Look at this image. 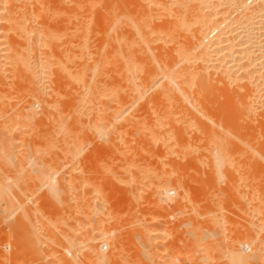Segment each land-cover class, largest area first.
Here are the masks:
<instances>
[{
    "label": "bare ground",
    "instance_id": "bare-ground-1",
    "mask_svg": "<svg viewBox=\"0 0 264 264\" xmlns=\"http://www.w3.org/2000/svg\"><path fill=\"white\" fill-rule=\"evenodd\" d=\"M152 1H155L156 3H161V4L163 3L164 4L165 10H160V12L162 11V12H164L163 14L167 13V14H169V16L170 15L172 16V20H173L172 22H174L176 24L175 25L172 23V27L176 28V26L177 27L180 26V28H184V30H186V34L188 33L187 36L185 35L186 36L185 38H188V41H186L187 43L185 44V46H182V48H179V49L177 48V51H176V58L177 57H178V59L180 58V61L182 59L183 64H185V62L188 59H191L188 63H186L187 65L185 64V66H184L182 64L184 66V68L181 67L182 66L181 64H180L181 66L178 65V66H180V68H182V70L183 69L185 70L181 73L170 74V75H166L165 73H158L155 75H151L152 76L151 78H148L149 75L148 76L144 75L145 78H143L137 73H118V74L116 73V75H115V73H113L114 75L109 74L107 72V69H105V66L107 64L103 61L102 57L104 56V54H103V51L101 50V48L100 49L97 48L101 51H99V52L96 51V54H93L92 50H93L94 46L90 47V45H91L90 43L92 41L91 40L92 38L89 39V37H92V35L89 36L90 33L88 32L87 29H89V27H91L90 25L92 23L89 22L90 24H88L89 26L87 28V22H88L87 19L91 13L89 11L92 10V8H91V4H92L91 2L92 1L91 0H0V88L2 87L1 88L2 92L4 91L3 87H7V86L8 87L10 86L8 88V90L11 87L16 89V91H20L21 88L27 89L26 93L23 92V89H22L21 93H24V94H20V92H18L17 95H19V96L16 95L17 99H15L14 101H13V99L16 97L12 96V94L6 95L7 93H5V92L3 94L0 93V95H1L0 96V111H2V113H3V114L0 113V121L2 122V123L0 122V124H3V123L5 124L2 126L4 128H2L0 126L1 127L0 132L2 134L0 136V157H3L4 162H5L4 158H7V157L10 158L9 162H12V163H10L11 165H13L14 163L18 164V162H22V163H19L18 166L21 167V164H22V166L25 165L26 168H29V165L27 166V163L29 164L30 160L28 159L29 161L26 162V160H27L26 159L25 160L26 164H24V162H23L24 156L23 155H22L23 156L22 159L21 158L18 159V162H15V160H13V157L15 156V154H16L15 157H18L17 156L18 153L24 154V153H21L22 150L19 149V148H21L20 147V141H18L19 143L17 142L19 137L16 140L14 138H17V135L20 134V132L23 131V129H24V133H25L26 127H27L26 129H28V132H29L30 127H32L30 130L31 131L30 133H32L35 130L34 124L36 125L37 123H38L37 125H39V123H41L40 124V127H41V125H43L44 122L46 124L52 122L48 126L46 124H44V125H46V128L44 130L42 127L40 128L39 126L38 127L36 126V129L39 128V130H37V131H40V129H41V131H43V134H44L48 131L47 127H50L52 125L50 128L51 132H53V133L55 132V134H57L56 135L57 139H56V136L54 134H51L52 138L50 137L51 138L50 140L48 138V142H46V143L50 142V144H52V143H54L55 139L59 142L60 138L62 137L63 138L62 144H64V140L69 139L68 142L65 140V142L68 144L65 143V145L62 148H60V150H59V148H56V145H57V147L59 145L58 143L56 145L54 143V145L51 146V149H53L52 152H50L51 150L49 149L48 144L45 143L47 145V148L43 147L44 149H47V151L50 150L49 152L51 153L50 154L51 156H52V153H54L53 154L54 158H55V156L58 157L57 159H59V157H60L61 162L57 161L56 158L54 159L52 157L54 160L59 162V163H57V166L54 163L55 161L53 162V159H51L50 155H45V153H44L43 154L44 156H40V154L42 152V149L40 147H42L43 144H42V146L40 145V147H38V150L35 149V151L33 152V153H35V155L37 154L36 156L39 158H37L33 154V156H32L33 159H36V158L37 159L35 162H31V163L36 164L35 166H37V167H38V165H42V164L43 165H42V167L39 166V169L41 167V170H40V173L38 172V174H37L36 171H38V169L36 167H34V165L30 164L31 165L30 168L34 167V169L35 168L36 169L34 172V169L32 168V170H33V172H32V170L29 168L30 171H28L27 175L31 172L33 174L35 173L34 177H36V178L41 177L42 178V175L44 174L45 178L44 177H43L44 179L42 178L43 181L41 180V183L39 182L40 184L37 182V180L35 178H32L34 181H32V179H31V181L33 183L30 181L29 178L33 177V176H27L25 174L26 169L19 171L18 172L19 175L16 174L17 173L16 171H15L16 173H14V170H10V169H13V168H16V170H21V169H17L18 167L16 166V164H14V167L12 166L13 168H10L11 165L9 163H7V161H6L7 168L9 165V169L6 171L7 175H5L6 174L5 169H7V168L4 169V173H5L4 177L6 178V176H7L8 177L7 181H11V183L14 182L15 185H12L10 182H7L5 178H3V180L0 179V193H1L0 196L3 195L2 199L4 198L2 201V199L0 197V203L2 204V203H4V201H8L7 203L9 205L7 203L6 204L9 207H7V208L9 210H11V208H12V214L13 213L14 214L11 215V217H10V213L7 210L5 212H7V214L9 213L8 214L9 216L6 214H4V216H1V215H3V214H1L0 219L3 220L5 217L8 216V217H10L9 220L10 219L12 220V216H15L18 218V217H20V214H24L27 217V215L30 213L29 210H31V209L28 208L29 210L27 211V208H24L26 206H23L22 204H24L23 202H25L27 200L25 197V199L23 201L22 200L23 197H21V195L22 196L25 195V193L23 192L24 190H26L25 192L27 195H28V193L31 194L34 190V188H31V186L34 185V187H35L36 182L38 183L39 186H41L40 188H43V189L46 188L45 190H42V191L40 188H35L36 190L38 189L37 191L40 190L41 193H43L44 197H45L46 192L44 193L43 191H46V190L48 191V193L50 192L53 195V198H52L51 197L52 195L49 196L50 193L47 194L46 197H48V198H46V199L43 197L42 194L40 196L38 195L39 197L42 196L43 198L41 197V198L37 199L38 201L36 202L34 200V196L36 195V197H37L38 192L34 196H32L33 193L36 191V190H34V192L31 194V197H29L30 196V194H29V196H28L29 200L31 201L32 198H33L32 200H34L33 202L31 201L32 203H34V202L38 203V204L40 203V206L42 207L41 211L45 210L46 207L48 206V203H47V206L45 204L44 206H46V207H44L43 206L44 202L45 203L47 201L49 202V200L51 201V203L53 202L54 208L56 205L54 203L56 201H61V202H56L57 203V205H56L57 211H55V213L57 212L56 215L59 212H62V213L64 212V215H65L67 208H69L70 205H73L72 203H74V205H73L74 208L78 209L75 206V204H76V200H75L76 198L75 197L77 195L78 196L83 195L81 190L82 191L84 190L83 193L86 194L87 191L90 190V187H91V190L88 191V193L91 192L90 198L87 197V196H89L88 193H87L86 198H89V200H90L91 195H93L94 193H95L94 198L96 197L95 200H97L99 197L100 198L103 197V198L102 199L99 198L100 203L97 202L94 204L95 209L92 207V206H94L93 203L96 202V201H94V199L90 200L93 202H91L92 204L90 203L89 205H91V207L94 210H98V212L100 213V214L98 213L99 215H106V213L108 212L107 210L111 211V208H110L111 206L109 207V209L107 208V206L104 207L105 202L108 201V200L106 201V198H104V193H105V190L109 191L108 189H112L113 187H111V186H115V185H112L113 183L111 181V180L114 181L115 177L113 176L114 178H112V179L109 178L108 182L111 181L110 183H112V184L109 183L108 185H110V186L107 189L105 188L106 184L101 185L102 181L101 182L99 181V183H96V182H98V180L96 182H94V179L96 178L97 174H100L98 176H101V175L104 176L105 175V174L99 173V172H102V171H100V169H96V167H99V166L95 167V163H93L94 165H92V163H91V161L94 160L93 158H95L94 155L96 153L94 154V151L102 153L103 149L108 151V148L114 149L118 146V149H117L118 152L117 153H119V154L121 153V155L122 156L124 155V157H125V155H127V156L130 155L131 157L133 156L134 158L133 157L131 158L129 156V160L133 159V161L136 162V160H135L136 156L135 155H137V153L138 154L140 153L139 152L140 149L139 148L137 149V146L140 143V144H142V146H143V144H145L146 149H148V147H149L150 150L149 151L147 150L148 152L154 150L155 147H158V148H161L160 149L161 156L167 155L166 157H168V156L174 155V154H177L179 156V154H180V158H182V155H183V157H185V158L187 157V161L189 158H190L189 160L194 161V160L200 159V156H203V157L211 156V159L209 158L210 159L209 161L204 160L202 158V161L204 160V161L209 162L207 167H209L208 173H211L210 174L211 177H209V179L211 178V180L209 181L210 183H206L207 181H205V183L207 186L210 184L211 187L208 186V187H210V189L212 187H214V186H212L213 185L212 181H214L216 177L224 179L225 176H229L230 174L232 175V173H235L238 171L240 173V177H242L244 182H245V186H248L250 189V190H246V192L251 191L247 196L245 195L246 196L244 198L245 202L241 199V201H243L244 204L242 203L241 205H239V206L243 205L242 206L243 211H245L246 218L248 217L247 219L249 220V222H248L249 225L246 224L248 226H246V228H245V233L244 232H242V233L240 232L238 234L235 233L236 235L234 234V236H232L231 235V234H233L232 230L231 231L227 230L229 233L231 232V234H230L231 236H228L227 235L228 233L223 234V232H222V234H220V233L216 234V236L214 237V238H216V240H215L216 249H214V246H213V243H214L213 240L214 239H211L212 233L215 230L216 231L218 230L219 232H221L222 230L220 231V229H221L220 227H223V229L226 230L228 228L226 221L228 220L227 223L229 224V221L234 222L237 219H235L233 221V217H232L233 215L232 216L230 215L232 217V219L230 220L231 217L229 218V216L227 215V212H226L228 219L225 220L227 216L224 215L225 213L221 214L222 211L219 210L220 209L219 203H216V202H218V201H216L215 203L218 206V207L215 206V208L218 209L216 212L220 211V213L219 214L217 213V214H218V216L220 214L222 216L219 218L215 212L216 218L217 217L218 218L216 219V221H214L215 220L214 219L215 217L213 218L214 213L212 212L213 215L208 214V216L210 215L211 219L213 218L212 221H214L213 222L214 226L211 223L212 228L214 230L210 229V232H208L209 228H207V225H209V223L212 222L210 220V217L207 216L208 217L207 218L205 216L206 217L205 220H207V225H205V223L202 224L201 226L198 224V222L203 223V220L201 219L202 214H201L200 210H201V206H203L204 204L202 203L201 206L199 204H195V207H194V205H191L192 201L190 203H188V201H186L185 203L187 205L189 204L190 207L192 206V208L189 209L188 213H190V214H188V216L191 215V218L195 219L194 216L196 217V215L198 216V214L201 215V216L200 215L198 216V218L200 217L201 221L197 218H196L197 220L196 219L194 220V222L198 221L197 224L199 225V226H196V228L194 229L195 226H194V224L192 225V222H190V221H192L190 219V216L188 217L185 215L187 213L186 212L187 210L185 209L184 206L179 204V202H181V201H179L180 198L184 199V198H186V197H184L186 194L190 195V193L189 194L187 193V192H189V189L187 188V186L181 185L182 181L179 182L178 174H177L178 178H176L175 176H173L171 174L172 171H171V173L165 174V172H167V171L169 172L171 170L167 165H165V167H163V164L166 161L162 163V167L165 169L167 168V171L165 170V172L162 174H159L160 171L154 172V173H157V174H154L153 171L155 169H153V171H152L153 174L151 173L152 176H149V179L152 178L153 175L155 177L158 175L159 176L156 177V179L152 178L153 182L149 181L147 178L144 180V181L148 180L149 182H152L153 183V186H151L152 188H150L149 185H147L148 182H146L145 185L143 183H141L142 189L144 186H146V185L148 186V187L147 186L144 187V189H143L144 191H146L148 189L152 190V192H151L152 195L146 194L149 199H150V197L153 199L152 202H148L149 199L146 200L144 198L145 192L141 191L142 190L141 187L139 188L141 190L137 189L138 188L137 186L140 185L139 181L140 182L143 181V179L148 174L146 175L143 172L144 169H143V171L140 170L139 166H138L137 170L135 168L133 169L131 165L136 164V163L134 162L130 165L129 162L131 163L132 161H129L127 159V161H125L126 163L124 162V166H123L124 168L126 167V169L123 168L122 169L123 171H121V172H123L121 174L125 175V178H126V180L124 182L129 181L128 184L129 183L131 184V182L138 183L137 186L134 185L135 183H132L135 186V188H133L134 189L133 192L136 191L135 193H138V192H140V193L137 194L138 195L137 198H135L136 197L135 193H133L134 197H133V195L131 196L130 192L133 189L131 187L132 184L131 185L129 184L130 189H132V190L128 189L130 192L127 190L126 194L129 192L128 195L130 194V196L133 197L131 199L132 201L130 202V204L132 206L129 207V203H126L128 206L126 205L127 207L126 206L125 207H126V211L128 210L127 208H130L131 210H130V213H128L129 210L127 211L128 214L126 213L127 215H129L128 217H126L127 215L124 214L125 213L124 209H122V210H124L123 213H121L122 210L120 211V214H122L121 216L125 215V217L128 218V221H129L130 215L132 214L131 212H133V211L136 212V213L133 212L134 216L137 215L136 216L137 219H135V217H134L133 226L137 222L135 220L139 219L138 223H136V224H138V226H140V227H138L139 228L138 233L140 235L138 233H136V231H135L136 228L134 229L132 226L133 214L131 215L132 218L130 219L131 224L128 223V225L124 224L121 226L119 223H122L121 220L125 219V217H122V219H121V216L118 213L120 218L118 217V214L117 215L114 214V215H116V219H115L114 216H113V218H111L109 215L110 213H108V216L110 218H108V219L105 218V220L108 222L109 225H111L109 223L111 219L113 221V222L111 221L112 225L114 223L115 224L118 223L117 221H119L121 219L119 221V223L116 224L117 226L114 225V226L109 228V225H106L107 223H103L102 217L101 216H100L101 218L98 217L99 215L97 214V211L93 210L96 213V215H97L96 216V215H94L95 213L93 214V211L90 208V206L88 207V205H86V207L90 208V210H89V213H91L90 215H93V217L96 216L94 218L98 219L97 220L98 223H97V221L95 222L94 218H89V220H87L88 217H85L86 218L85 220L89 221V223H90V221H91L90 219H92V221H94V223H91L90 225H88L87 221L84 223L83 221H85V220L82 221V219L87 214V213L82 214V212L84 210L81 213L79 210L75 211V215H74V213H71V211L70 212L67 211L68 212L67 215L71 213L73 216H76V214L79 213L78 216L79 215L82 216V217L79 216V219L81 220V222L84 225L80 224V222H79L80 226L76 227V225H75L76 228H74V225L71 226L70 224H72L71 222H73L75 220V218H76L77 222L75 220L74 221L75 223L74 222L73 223L74 224L78 223V221H79L78 216L74 218L72 215H71L72 217L70 215H68V217H67V215H66L64 218L63 214H61V216H60V213H59L58 214L59 218H56L58 216L55 217V215L53 214L54 210L52 211V209L50 208L52 206H50V207L48 206L49 211H52V214L54 215L51 217L54 220H57L56 222H59L60 219L62 221H64V219L66 220V217H67V220L63 223L61 220H60L61 221L60 223H56L53 219H51V217H49L48 212H47L48 216H44L43 213H41V211H38L40 216L43 215L42 217H46L45 220H47L48 223H46V221L43 220L44 218L42 219L41 217H39L40 220H43V221H40L38 217L35 218V215L33 216L32 213H30L31 215L29 214L30 215L29 217H31L30 221L31 220L33 221V219L35 218L36 221L38 220V222H41L42 224L45 223L44 226L46 225L45 227L48 228L47 231L49 230V226H51L53 224V223H51L52 221L56 223V224L55 223L53 224L54 229H57L59 227L58 224L59 225L61 224L60 226H62V228H60V227L59 228L61 229L62 232L64 229L67 228V230H65L63 232V234L58 233L60 236L59 239H61L63 237L61 239L63 241H60L59 239H57L58 238L57 237L58 236L57 231H59V229L58 230L53 229L55 231V233L57 234V236L55 237L56 234L53 231H51L52 227L50 228V233H51V235L54 234V236L52 237L53 239H50V240L40 239L42 236H40L39 234H38L39 236H37L36 234L38 233L39 228L41 230H43V229L45 230L44 227H43V229L41 227L43 225H41L39 227L38 225H40L41 223L39 224L37 222L38 224L36 225V227L38 226V228L33 229L31 224H33V222L36 224V221L34 220L33 222L30 223V221L27 218H25V216H24V219H26L28 221V225H27L26 220L24 221V219L22 217L23 215H21L22 219L19 218V220L20 221L23 220L24 222H26L25 223L27 225L26 228L28 227V228H32V229L30 231V229H26L24 226L23 227L27 231L29 230L30 233L35 232L34 235L32 234L33 236H31L29 233L30 238H32V239L30 241L29 240L28 241L33 243L32 246L28 244L29 247L31 246L30 250L31 251L34 250L35 247L37 249L38 242L40 240H42L40 242L41 244L43 243V241H45L47 243L44 242L43 243L44 245L42 244L43 247L40 246V243H39V246L41 248L37 249L36 251L37 252H38V250L42 251V250H44V248L48 247L49 248V254L54 255V256H51L52 258L54 257L53 260H55L58 257L60 258V259L58 258L59 260L56 259V260H58L57 262H60V264H61L60 260H62V259H63V261H65V259H67L65 261L66 264H72V263L73 264H80V262H82V264H114V263L116 264V262H118V264H120V263L122 264L123 261L126 262L123 264H127L128 262L130 264L131 259L128 256V254L125 255V252H124L125 251L124 249H126V248H124L122 250L123 246H126L125 245L126 239L131 237V240L132 239L133 240L140 239L142 241L141 238L145 236L143 238L142 242H138L139 240L137 241V243H136V240L134 242L132 241L133 244L134 243L136 244L137 248H138V246H142V247H139L141 249L143 248V245L145 246V244H146V246H148V245L151 246L150 243L151 244L153 243L151 247H144L145 249L143 248L142 250L137 249L138 251L145 250L146 252L144 251V254L141 251L138 252L135 248L136 252H138L139 254L142 253V255H145V253H147V251H149V253L146 254L147 259L144 256H141L142 262L143 263L145 262L144 264H148L147 262H149V264L153 263V262L155 264H160V263L163 264V262L165 261L166 258L168 259L170 257L172 259L176 255L175 254L173 257H171L172 255L170 256L169 254H171L172 250L174 249L171 247L174 245L173 243H175V241H177V239H179L180 241L185 240V243L180 242L178 240L180 242L179 243L180 245L178 244L179 247H183L181 245L186 244V241L187 242L189 241L190 245L191 244L193 245L192 250L194 249V251H195L197 248V246H196L197 244L199 245L198 247H200V250L203 248V246H202V248L200 246V244L203 243L201 240H204V239L206 240V238H208V236H209L213 243L211 242L210 239H208L207 241L204 240L205 241L204 243H206L210 240L208 242V244L211 243V245L213 246V249L216 250L215 253L212 252L213 257L215 254V257L217 259L221 260V261L215 260L213 262H217V263L219 262L218 264H224V262H226L225 264H264V201H263L264 197L262 195L263 193L261 192L264 188H261L258 186L255 187V185L257 184V183L255 184V182H256L255 179L258 178L257 175H259L260 172L264 171V170H261L262 168L264 169V136L261 137V135H262L261 133H263V135H264V0H146L145 3L147 4L149 2L151 4ZM142 4H144V3H142ZM165 4L166 5L169 4V6H166ZM158 6H159V9L160 8L163 9V7H162L163 5L162 6L158 5ZM90 8H91V10H90ZM154 11H157V10H154ZM88 12H89V14H88ZM160 12H157V13H160ZM147 13L146 14L148 15V17L145 15L143 21L138 20L140 18H138L137 21L133 20L134 22L133 21L132 22L134 23V28L131 26L134 29V32L133 31H131V32L134 33L133 35H135L134 36L135 39L139 37L140 40H142L141 46L139 45V47H138V49L143 48L142 52L147 50L146 46H148V44H149L148 38H147V35H148L147 31L149 32V29L150 28L152 29V27H153L150 24V22L152 21V20L150 21V19H153L157 14L156 12H154L155 14L152 13V16H153V14H154V16L152 17L150 15L151 16V18H150L149 14L151 13V11L147 12ZM167 14L165 16L168 17ZM162 17H164V16H162ZM119 18L117 19V17H116V19L118 21H119ZM169 18H171V17H169ZM147 20L150 22H148ZM168 20L171 21V19H168ZM89 21H92V19H90ZM138 21H142V22H140V24H139ZM146 21L151 26L148 29H146L147 28L146 26H148ZM169 21H167V22H169ZM152 22H153V24H155L154 21H152ZM163 26H165V25H163ZM178 28H176V29H178ZM181 30H183V29H181ZM89 31H90V29H89ZM91 31H92V29H91ZM177 31H179V30H177ZM118 33L119 32H117L116 34H118ZM136 36H138V37H136ZM118 37H120V36H118ZM134 37H133V40H134ZM127 45L131 46V44L130 45L127 44ZM149 47L152 48L151 45H149L148 48ZM90 48H92V50ZM144 48H145V50H144ZM150 48H149V50H151ZM152 50H154V49H152ZM90 51H91V53H90ZM139 51H141V50L139 49ZM100 53H102L103 56L100 55ZM97 54L102 59H99L97 57ZM92 56H94L95 58H93ZM96 58H98V59H96ZM107 68H109V67H107ZM8 93H9V91H8ZM141 97H142V99H141V101L139 100L140 102H142L143 100H144L143 101L144 103L148 102L149 99L147 101H145V100L149 97L151 98V101L149 103L150 104L149 107H145L146 103H145V106H144V103L142 105L140 104V107H142V109H139V110H144V111H141V113L144 112V114L139 116V118H143L140 120V119H138V113H137V111H139V110H136V109L139 107V106H137V105H139L138 99ZM36 108H40V109L37 110V112H36L35 111ZM1 114L3 116H1ZM91 114L94 115L93 118H91V116H90ZM4 116H7V118H6L7 120L5 121V122H7V124L5 122H3L4 119L3 120L1 119V117L5 118ZM145 119L146 120L148 119L147 123L145 122L146 121ZM142 120L144 121L143 123H146L145 124L146 127L144 125L143 126L146 128V130H149L148 132H145L144 130H142L143 128L141 129L140 125H138V124H140L139 122H142ZM46 121H51V122H46ZM149 121H150V126L147 125L149 123ZM201 122L203 123V125ZM8 123H9V125H8ZM178 124H181V125H178ZM179 126H181V128L183 127L186 129L187 135L190 134V131L192 128L194 129V130L192 129L194 131V135L192 134V136L190 135V137H192L191 140H193L192 141L193 143H195V140H198L196 145L194 144V146H193L192 144H190V145H192L191 147L190 146L182 147L180 145L182 143L180 142V139H178L177 137L180 136L181 133L185 129L182 131V129L180 128L181 133L178 135V131L180 130V129H178ZM33 127H34V130H33ZM43 127H45V126H43ZM189 128H191V129H189ZM16 132L17 133L19 132V133L16 135L15 134ZM144 132L147 134H145ZM47 133H50V131H48ZM142 133H144L142 136L143 138H141V136H140V134H142ZM12 134L16 137L12 136ZM26 134H27V131H26ZM185 134H186V132L184 133V135ZM24 135H23V137H24ZM34 135H36V134H34ZM9 136H12V137L10 138ZM28 136L29 135H27V138H28ZM96 136H99L100 138H102V141H100L101 144L98 141L100 146L98 143H96V144H98V146L94 143L91 144V147L95 146L96 150L94 149L93 151H91L93 153L92 154L90 153L91 156L93 155L94 157L92 158V160H89V165H91V166H89V165H87L86 161L83 160L82 158L84 157V159H85L86 156H87V158L90 157L88 155L89 153L87 155H85L86 154L85 147L87 146V144L94 141ZM196 136H197V139H194V138H196ZM181 137H179V138H181ZM62 138H61V141H62ZM176 138L180 143L176 140ZM97 139H99V138H97ZM97 139H95V140H97ZM141 139H143L144 142ZM22 140L23 139H21V141ZM145 141L148 143V145H147V143H145ZM16 142L19 144V147L17 146V149L19 151H16L17 150L16 148L13 149V146L16 147V145L14 144ZM24 142H25V144H23V143H21V144L25 145L28 148L30 146V149H31L32 143H31V145L27 146L29 143L27 142V145H26V141H24ZM43 142H45V141H43ZM188 142L186 143L187 145H188ZM85 143H86V145H83ZM134 143H136L137 146L134 145ZM46 145H45V147H46ZM60 145H61V143H60ZM60 145H59V147H61ZM120 145H122V146L120 147ZM33 146H35V144H33ZM66 146H67V148H66ZM142 146H140L141 154H139L140 156H138V157H143L142 160H144V158H146V156H145L146 150L143 149ZM89 147H90V145H89ZM55 148L58 150L56 155H55V151H56ZM44 149H43V151H44ZM142 149L145 151H143ZM13 150H15L14 153H13ZM27 150L28 149H26L25 151H27ZM31 150H34V149H31ZM38 151L40 154H38ZM147 151H146V153L148 154ZM23 152H24V149H23ZM49 152H46V154H48ZM81 152L85 153V154L80 159L83 160L84 163H86V164L82 163L83 161H80L78 164L74 158H73L74 159L73 162L74 161L76 162L75 163L76 166H74L73 162H71L70 164L74 168L75 167L81 168V170L85 169L87 167L86 168L87 170L85 169L86 173H83L84 171L80 172L79 169H76L79 173L77 171H75V169H72V168H69V169H71L72 171L74 170V172H77L78 173V174L76 173L77 175L80 174L79 177H81V180L83 179L82 174H84V176H85L84 178H86V180H87V175L89 174V173H87L89 170L88 168H91L92 166L93 167L91 169H93L95 167L94 169L96 171L98 170V173L94 170L97 174L94 177H92L93 173L91 171L90 173H92V174H90V176H88V178L90 177V181H88L89 179L87 181L84 179L81 181L82 184H85V185H86V183H84L83 181H86L88 183H93V184L87 183V185H89V186L86 185V187L84 185L86 190L88 188V190L86 191L85 188L83 189V186L81 189L79 188V187H81L78 184V183H80V180L76 179V182H78V183L74 182L75 181V179H74L75 174L71 173L72 172L71 170H70L71 172L69 171L71 173L70 175L73 174L72 176H74L72 178H73V180H74L73 182L75 184V185L73 184L74 189L76 190V191L73 190L75 195L72 193L75 196V197L73 196L75 198L73 200L74 202L69 204L73 198L70 197L71 200H67L66 197H68V199H70L69 198V196H70L69 191L72 192V190H69V189L72 187V185H71L72 180H69L70 181L69 182L67 180L68 177H66L65 180L68 181V183L71 187H68V188L65 187V186H68L66 184L67 181H65L66 183L64 182V177H61V173L66 168H65V166H64V168L60 167V166H62L61 163L65 157L63 158L61 156L67 155L68 160H69V158H71V157H75V156L79 157L78 154H80ZM142 152H144L143 153L144 156H143ZM61 153H62V155H61ZM82 153H81V155H82ZM240 153H241V155H242V153H244L246 155V157L242 155L240 162H242L245 159L246 160L248 159L246 161L247 164L248 163L251 164L252 161L254 162L253 163L254 165H252L251 168L249 167L250 169H248V170H245V168L242 169L243 168V166L241 165L242 163L240 164V162L238 161V159L240 158V155H239ZM68 154H70L71 156ZM236 154H238L239 156L237 155L238 156L237 157ZM11 155H14V156L12 157ZM34 156L36 158H34ZM67 156H66V158H67ZM247 156H248V158H247ZM27 157H29V156H27ZM48 157H50V160H52V161H49ZM77 157H76V160L79 161L80 159H78ZM8 158L6 160H8ZM44 158L46 161L48 160L47 162H49V163H47V162L45 163L44 162L45 160H43ZM66 158L64 159L65 161L67 160ZM122 158L123 157H121V159ZM250 158L252 161L249 160ZM252 158H254V159H252ZM11 159H12V161H11ZM14 159H16V158H14ZM24 159H25V157H24ZM41 159L43 160V162ZM139 159L140 158H138V161H139ZM174 159L175 158H173V160ZM19 160H21V161H19ZM68 160L66 162H69ZM122 160L124 161V159H122ZM122 160H120V161H122ZM169 160H170V164H169V162L168 163L166 162V163L168 165H171V163H173V160H171L169 158L167 161H169ZM176 160H177V157H176ZM37 161L38 162L41 161L42 163L39 162V163H41V164H39V163H37ZM65 161H63V163ZM183 161H184V159H183ZM185 161H186V159H185ZM198 161L201 162V160H198ZM51 162H53V164ZM174 162H176V161L174 160ZM178 162H179V160H178ZM192 162H190V164ZM141 163H142V161H141ZM181 163H182L181 165L183 166L184 162H181ZM204 163L206 164V162H204ZM125 164H126V166H125ZM176 164H178V163H176ZM179 164H180V162H179ZM195 164L196 163H194L193 165H195ZM198 164H200V163H198ZM68 165H66V166H68ZM172 165H171V167H172ZM240 165L242 168L240 167ZM245 165H246V163H245ZM4 166H3V168H4ZM77 166H79V167H77ZM130 166H131V168H130ZM204 166L205 165H203V167ZM248 166H250V165H247V168H248ZM174 167L175 166H173V168ZM259 167H260V169H259ZM21 168L24 169V167H21ZM136 168H137V166H136ZM145 168H147V167H145ZM152 168H151V170H152ZM163 168L162 169L157 168V170H161V172H162V171H164ZM181 168H183V167H181ZM9 170H10V174H11V171H13L11 175L9 174ZM201 170H200V172H201ZM243 170H245V172ZM255 170H256V172H255ZM0 171H1V169H0ZM141 171L143 172V174L138 175L139 173H141ZM174 171H175V169H174ZM21 172H22V174H20ZM23 172H24V174H23ZM69 172H67V173H69ZM145 172H146V170H145ZM149 172H151V171H148V173ZM193 172H194V170H193ZM180 173H182V172H180ZM1 174H3V173L2 172L0 173V177L2 178ZM8 174H9V176H8ZM15 174H16V177H14ZM12 175H14V176H12ZM21 175H23V176H21ZM65 175H66V173H65ZM193 175H195V174H193ZM203 175L206 177L209 176V175H207V173H206V175L205 174H203ZM25 176L28 177L26 179V181L27 182L30 181V182H28L29 185L27 182L25 183V178H24ZM103 176H101V178ZM107 176H108V174H107ZM119 176H122V175H119ZM180 176H181V174H180ZM195 176L197 177L198 174ZM200 176H201V174H200ZM236 176H238V175L236 174ZM79 177H77V178H79ZM212 177H214V180ZM245 177H246V179H245ZM22 178H23V180H22ZM41 178H38V181ZM106 178H108V177H106ZM123 178H124V176H123ZM4 179H5L6 183H9V185L4 184ZM221 179H219V181H221ZM180 180H183V179L180 178ZM195 180L198 181V178H196ZM229 180H230V178H229ZM106 181L107 180L105 179V183H107ZM116 182H117V180H116ZM188 182H190V180L187 181L188 186H190V184ZM222 182H223V180H222ZM94 183H96V184H94ZM103 183H104V181H103ZM118 183H119V181H118ZM211 183H212V185H211ZM226 183H224V184L226 185ZM259 183L260 182H258V184ZM263 183L261 184L262 187H264ZM31 184H33V185H31ZM114 184H117V183H114ZM149 184H151V183H149ZM182 184H184V182ZM215 184L217 185V182ZM219 184L220 183H218V185ZM10 185H11V187L15 186L16 189L18 188L16 190L17 192L14 191L15 187H14V190H12L13 188H10L9 187ZM27 185L30 187H28ZM38 185H37V187H38ZM201 185H199L198 187L203 189L204 185L202 187H201ZM124 186H125V183H124ZM27 187L29 189H31V190H29L30 192H28ZM116 187H118V186H116ZM128 187L126 186L125 188H128ZM118 188H120V186ZM123 188H121L122 192H123ZM145 188H146V190H145ZM67 189L69 191H67ZM77 189L79 190V193H78ZM204 189H206L205 186H204ZM215 189H214V191H215ZM218 189H221V187ZM63 190H66V192L68 193L69 196L66 195V193L63 192ZM203 190H201V191L203 192ZM92 191H93V194H92ZM177 191H178V194H177ZM211 191H213V189ZM214 191H213V193H215V195H218V193L216 194V192H214ZM224 191H227V190H224ZM231 191H233V190L231 189ZM80 192L82 195L80 194ZM22 193H24V195ZM63 193L66 195L65 197H64ZM76 193H78V194L76 195ZM142 193L144 194V196ZM220 193L221 192H219V194ZM223 193H221V194H223ZM231 193H233V192H231ZM5 194H7V195H5ZM107 194H109V193H107ZM175 194H177L178 197H177V195L172 196ZM206 194H208V193H206ZM206 194H205V196H206ZM4 195L6 198L8 197L7 198L8 200H6ZM18 195L20 198H22L21 201H20V198L18 197ZM128 195H125V196L123 195V196H124V198L129 199L130 196H128ZM140 195L142 197H140ZM148 195H150V197ZM199 195H200V193H199ZM208 195L209 196L212 195V192ZM224 195H225V193H224ZM224 195H223V197H226V199H227V196L226 195L224 196ZM11 196L17 200L19 198L18 201L20 203H18V201L14 200V201H16V205H18V207L14 204L13 198ZM54 196L58 197L60 200L55 199ZM60 196L62 197V200H61ZM191 196H189V198ZM229 196H230V194H229ZM49 197H51V198H49ZM138 197L141 198V200L144 201V199H145L147 201V203H150L148 206L145 201L142 202L140 200L142 202L141 203L142 206H141L140 202L139 203L136 202V203H138L137 206L138 205L141 206V207H139V209H140L139 215L137 214V212L139 210L137 209L138 210L137 211L135 209L136 204H134L136 200H139ZM174 197H176V198L173 199ZM80 198H82V197H80ZM92 198H93V196H92ZM107 198H109V197H107ZM117 198L119 199L120 197H117ZM134 198H135V201H134ZM210 198H211V196L209 197V200L206 199V201L204 203L208 202L207 204H209ZM215 198H216V196H214V199ZM236 198H238V197L236 196ZM103 199H105L104 203H103V201H104ZM186 199H188V198H186ZM220 199H221V196H220ZM29 200L27 201V203L29 202L27 204L28 206L31 203ZM39 200H42V201H39ZM80 200H79V202L81 203L83 200H81V201ZM110 200L113 203L114 200L112 201V198H110ZM233 200H234V196H233ZM63 201L64 202L66 201L64 204L65 206L61 207L64 203ZM109 202H107L106 204H108ZM35 203L33 204V206H36ZM145 203H146V207L147 206H148V208L150 207L149 209H150V211H152V212H150V211H148V212L150 214L152 213V216L153 215L154 216L153 217L150 216L151 217L150 219L148 217H146L150 221L145 220L148 223L146 222L147 224L144 225L143 223H141L142 221H144V220H142V217L143 218L145 217V215L147 213L146 211L148 209V208H145V206H144ZM6 204H4V206ZM49 204H50V202H49ZM66 204H68L69 206H67ZM99 204L100 205L102 204V207H100L101 212L99 209V206H100ZM109 204H108V206H109ZM182 204H183V201H182ZM211 204L213 205L214 202L213 203L211 202L209 204L210 205L209 207L212 209H215V208H213L214 205L211 207ZM11 205H12V207H11ZM14 205L16 206L15 209L13 208ZM59 205H61L60 206L61 208L58 207ZM221 205H223V204H221ZM37 206L39 209V205H37ZM73 206H71L72 209H73ZM206 206L207 205L205 204L203 208H205ZM3 207H0V208L2 209ZM31 207H32V205H31ZM78 207H79V205H78ZM120 207H121V205H120ZM197 207H198V209L200 208V210H198V211L196 210L198 213L194 210L195 208L197 209ZM222 207H224V208L226 207V210H227V206L223 205ZM7 208L4 207L2 210H4V209L6 210ZM23 208L26 209L25 213L22 212L24 210H19V209H23ZM206 208H208V207H206ZM210 208H209V210H210ZM238 208H240V207H237L236 209H238ZM35 209H36V207H35ZM35 209H33V211H35ZM63 209L64 210L66 209V210L64 211ZM192 209H193V212H195L196 214L195 213L191 214L192 211L190 212V210H192ZM68 210H71V208ZM171 210L173 212L178 210V212H174L176 215H177V213H180L182 211H183V213L186 212L184 214L185 217L181 216L182 217V219H181V217L177 215L176 217L178 219L176 220L175 214H173V212ZM222 210H223V208H222ZM33 211L31 210V212H33ZM118 211H116V212H118ZM205 211H207V210H205ZM205 211L203 209L202 213ZM238 211H240V210H238ZM16 212L19 213L18 214L19 216H16L17 215V214H15ZM38 212H37V214H38ZM168 212L170 215L168 214ZM223 212H224V210H223ZM230 212H231V210H230ZM149 213H147V214L149 215ZM164 213H166L167 216L169 215L168 217L175 219L173 222V219H172V221H169L170 219L167 218V219L163 220L164 222H166L168 219L169 220L167 222H170L171 224L175 223V221H178L177 223L178 224L180 223L183 226V228H182L179 224V227H181L182 230L176 231L177 229L172 228V227H171V230H173L172 232L170 231V229L162 230L163 227L161 228V226H159L157 224L160 223L159 219L164 218L163 216L166 215ZM232 213H234V212H232ZM49 214H50V212H49ZM88 214H87V216H88ZM111 215H113V214H111ZM203 215H204V213H203ZM205 215H207V214H205ZM138 216H139V218H138ZM47 217H49L52 221H50L49 218H47ZM70 217H71V219H70ZM117 217L119 218L118 220H117ZM239 217L243 218L244 216L239 215ZM188 218L190 219V221L188 220ZM203 218H204V216H203ZM234 218H237V217H234ZM208 219L210 221H208ZM15 220H17V219L15 218ZM19 220L16 223L19 224V222H20ZM69 220L71 222H68ZM184 220H186V221H184ZM23 221L21 222V224L23 223ZM114 221H116V222H114ZM122 221L124 222L125 220H122ZM139 221H141L140 222L141 224L139 223ZM179 221H181L183 224L188 221L191 224L190 225L189 224L183 225ZM0 222H2V221H0ZM12 222L10 221V223H12L11 225L14 224V221H12ZM49 222L51 223V225ZM67 222L70 223L69 225L71 228L73 227V229L68 230V227H69L68 225H65L66 228H64V224H67ZM161 222H162V220H161ZM196 222H195V224H196ZM7 223H9V222H7ZM10 223L7 225H9L11 228ZM99 223H101V224L103 223L104 226H103V224L99 225ZM177 223H175V224L177 225ZM18 224H16L17 226L15 225L16 229H18V227L20 228V230L23 229V227H20L22 225L21 224L18 225ZM35 224H34V226H35ZM79 224H77V225H79ZM4 225L6 226V224H4ZM4 225H3V229H4ZM54 225H55V227L56 226L57 227L55 228ZM129 225H131L132 228ZM165 225L167 228H168V226L169 227L175 226V225H168L167 226V224H165ZM165 225H163V226H165ZM204 225L206 227H204ZM215 225L217 226V228L215 227ZM232 225L233 224H231V226L230 225L229 226L233 229L234 226H232ZM105 226H108V229H110V230H108L107 228L105 229L104 228ZM127 226H129V228H131L130 231H128L129 228H127ZM188 226H190L193 230H196L195 233L197 235L194 232H193L194 236L192 234V237L195 239L190 237V235H185L189 232H190L189 234L192 233L190 227L188 229ZM15 227H13V228L15 229ZM119 227H121L120 230L122 229V231H124V232L126 231V233L124 234V232H122L120 230L118 231L117 229ZM123 227L127 228V230H123L124 229ZM175 227L179 228L178 226H175ZM200 227L202 229L207 228L208 231H205L206 229H203L202 233H201ZM235 227H234L233 231L237 232L238 229L235 230ZM102 228H104V229L102 230ZM142 228H143V230H142ZM181 228H179V229H181ZM36 229H37V231H36ZM133 229H134L136 235H138L139 237L142 235V237L136 238L135 237L136 235L132 231ZM159 229H160V231H159ZM164 229H166V228H164ZM186 229H188L189 232ZM241 229H243V228H241ZM5 230H8V229H5ZM9 230L12 231L13 229L11 228ZM20 230L18 233H20ZM44 230H43V234L45 233V235H44V238H45V236L47 237L49 235H46L47 232H45L46 230L45 231ZM72 230H74V232H71ZM144 230L147 231L148 233L150 231V233L147 235V232L144 233ZM184 230H186V231H184ZM24 231H22L23 234H24ZM68 231H69V233H68ZM116 231H118L119 233L117 232L118 236L114 237L113 235L117 234ZM174 231L177 232L176 234H178L179 231H182V233L180 232L181 236L183 238L184 237L185 238L183 239L181 236L179 237L178 235H175ZM197 231H198V233H197ZM203 231H204V233H203ZM211 231H213V232H211ZM218 231L216 233H218ZM40 232L42 233V231H39V233ZM70 232H71V234H70ZM129 232H130L131 236H127V234L129 235ZM151 232L154 235H152ZM8 233H10V232H8ZM18 233L16 232L15 234H18ZM172 233L175 235L173 238L174 241L171 238V237H173ZM200 233L204 234L203 238L205 235L207 237L205 236L206 238L202 239L201 238L202 235H201V237L198 235ZM210 233H211V235H210ZM26 234H28V233L25 232V235ZM96 234H98L100 236H98ZM110 234H112L111 236H113V238H115V240L109 236ZM132 234L134 237H132ZM150 234L153 236V239H152V236ZM158 234H160L159 237H161V235L164 234V236L162 235L160 241L158 242L159 243L158 245L163 244L162 246H165V248L163 247V248H161V250L167 249L166 248L167 245H164V244L167 243L169 245L168 241H170V239L172 240V241H170V242H172L171 243L172 245L169 247V250L171 249V251L166 250L167 251L166 252L165 250L164 251L162 250V252H161L160 250H158L159 248H156L158 254H159V251L161 252V254H159V257H157V255L156 256L154 255L157 253L153 254V252L155 250V248H154V245L156 242L155 240L158 237L157 236ZM182 234H184L185 236ZM63 235L64 236L67 235L66 239L68 237L67 240H69V241H65L64 240L65 237ZM165 235H170L169 240L167 239L169 236H165ZM27 236L25 239L29 238V236L28 237ZM33 237H36V239L38 238L36 240L37 242H35V240H34L35 238H33ZM148 237L151 239H149ZM109 238H110V240H109ZM145 238L146 239L148 238V239L146 240ZM199 238H200L199 241L201 243L198 241ZM47 239H49V237ZM111 239H113V240H111ZM57 240H59V244H58ZM149 240H152V241L148 242ZM162 240H165V243ZM193 240H195V242H198V243H195ZM12 241L14 244V240L10 239V242H12ZM128 241L130 242V240H128ZM60 242H61V244H62L61 246L63 248L66 247L64 251H65V253L69 254V255H67L68 257L65 254L63 255L64 252L62 250L63 248L60 246ZM97 242H98V244H97ZM139 243L141 245H137ZM63 244L64 245L66 244V245L63 246ZM67 244H69L68 247H67ZM188 244H187L188 247L184 246L185 249L183 248L184 253H183V249L180 248V250L182 249V252L180 251V254L185 255V253H187L189 251L188 253H190V255L186 254L187 257L186 256L185 257L188 259V255H189V257L190 258L192 257L191 259H193L199 253V255L201 254L202 259L198 258L196 260V258H195V260H196V262H195V260L192 261L190 258H189L190 260L189 259L187 260L183 255L182 256V257H184L183 259L185 261L187 260L185 264H187V262H188V264H189V262H190V264L192 262H194V264H195L198 262L199 259H200L199 261L203 262V260H207L209 258L208 254L209 253L211 254L212 247H211V249L208 248V249H210V251H208L206 249H207V247H209L211 245L205 244L206 249L203 248L205 251L202 249L201 251H203V252H201L197 248V252H195L197 254H194V253L192 254L191 252H194V251H190L191 248L189 247ZM20 245L18 244L17 246L19 247ZM128 245L130 246L131 243H129ZM158 245L156 244V246H158ZM11 246H12V243H11ZM59 246H60V249H58L59 251L58 250L56 251V248H58ZM132 246L135 247V245H132ZM21 247H23V246H21ZM11 248H13V247H11ZM11 248L9 249V251H13V249L11 250ZM71 248H72V250H71ZM148 248H150V250H146ZM189 248H190V250H189ZM46 249L43 252L44 255L42 254L41 251H39V254H38L39 259L38 260H40V258H41L40 261H42L43 257L46 255L45 253L48 252V251H46ZM186 249H187V251L185 252ZM61 250L63 253H62V255L59 256L58 254H60V253H58V252H60ZM175 250L173 252H175ZM120 251H122L121 255H120ZM150 251L151 252L153 251V252L150 254ZM14 252H10V253L14 254ZM17 252H18V250H17ZM17 252H15L16 256L19 255V253L17 254ZM32 252H35V250ZM126 252L129 253L128 250ZM163 252H166L169 254L165 253V255H164ZM177 252H179V250ZM55 253H58V254L55 255ZM131 253H134V249H133V252L130 251L129 255H131ZM162 253H163V255H162ZM34 254H33V256L37 255V254H35V255ZM40 254L43 256H41ZM139 254L137 256H139ZM148 254H149V256L151 255L150 257L151 258L153 257L155 260H156L155 257H157V262H160V263H156L153 258H152V260H154V261H152L151 258H149ZM180 254L178 257H180V259H181L182 257L180 256ZM166 255H169V256L166 257ZM49 256L50 255H48L47 258H49ZM55 256H56V258H55ZM123 256H124V258H123ZM125 256L129 257L128 262H127ZM160 256L161 257L164 256L166 258L160 259L161 258ZM12 257L14 259H16V257H14L13 255H12ZM19 257H17V258H19ZM64 257H65V259H64ZM142 257H144L145 260ZM50 258L48 259L49 260L48 262L52 263L53 260L51 261ZM116 258L119 259L120 261L122 258L123 261L119 263V261H117ZM148 258L150 261H146V260H148ZM158 258L160 260H162V262L158 261ZM170 258L168 259V261H165V262H167L165 264H168V263L170 264L171 261H172L171 264H173L175 262V258H177V257H175L174 260L173 259L171 260ZM137 259H140V258L138 257ZM180 259L179 258L177 259L178 260V261H176V263L178 262L177 264H180L179 261L180 262L182 261L181 264L185 262L184 260H182V259L180 260ZM10 260H11V263H13L12 259H10ZM35 261H37V260H35ZM63 261H62V264L65 263ZM137 261L138 260H135L134 262H137ZM207 261H205V263L209 264L210 263L209 261H211V260L209 259ZM222 261H223V263H222ZM45 262L47 264H49L46 260H45ZM57 262L54 261V263H57ZM134 262H132V263H134ZM142 262H140V263H142ZM213 262H211V264H213ZM35 263H38V261ZM43 263H44V261H43ZM217 263H215V264H217ZM57 264H59V263H57ZM137 264H138V262H137ZM199 264H201V263L199 262Z\"/></svg>",
    "mask_w": 264,
    "mask_h": 264
},
{
    "label": "rangeland",
    "instance_id": "rangeland-1",
    "mask_svg": "<svg viewBox=\"0 0 264 264\" xmlns=\"http://www.w3.org/2000/svg\"><path fill=\"white\" fill-rule=\"evenodd\" d=\"M91 1H92V2H91V3H92V4H91V8H92V10H91V8H90L91 11H89V12H91V13H90V16H88V19H87V21H88V22H87V28H88V26H89L88 24L92 23V24L90 25L91 27H89L90 31H91V29H92V31L90 32L89 29H87L88 32H89L90 34H89L88 32H87V33L89 34V36L92 35V37H89V36H88V37H89V39L92 38V39H91L92 41H91V43H90V44H91L90 47H91V46H92V47L94 46V47H93V50H94V49H95V50L93 51L92 48H90V49L92 50V53H93V54H96V51H98V52L101 51V50L103 51L104 56H103L102 53H100V55L103 56V57H102V58H103V61L107 64V65L105 64V65H106V66H105V69H107V72H108L109 74H113V73H115V75H116V73H117V74H118V73H137V74H139V75H140L141 77H143V78H145L144 75H147V76L149 75L148 78H151V77H152L151 75H155V74H158V73H165L166 75H170V74H178V73H181V72L185 71L184 69L182 70V68H184L185 64L188 63L191 59H188V60L185 62V64H183V60H182V59H181V61H180V58H179V59H178V57L176 58V51H177V48L179 49V48H182V46H185V44L187 43L186 41H188V38H185V37L187 36L188 33L186 34V30H184V28H180V26H178L179 28L176 26V28H178V29H176L175 27H172V23L175 24L174 22H172V21H173V20H172V16H171V15L169 16V14H167V13L165 12V13L168 15V17H167V16H165L166 14H163L164 12H162V11H161L162 13L160 12V10H165V9H164V4H163V3L161 4V3H156L155 1H152L151 4H150L149 2L146 4V3H145L146 0H144V1H143V0H139L140 2H139L138 0H91ZM139 3H140V4H139ZM142 3H144V4H142ZM149 4H150V5H149ZM158 5H160V6L163 5V6H162L163 9H161V8L159 9V6H158ZM165 5H166V4H165ZM166 6H169V4H167ZM154 10H157V11H154ZM150 11H151V13L149 14V16H150V15L152 16V13H154V12H156V13H157V12H160V13H157L158 15L156 14V16L154 17L155 19H154V18H153V19H150L151 16H150V18H149L150 21H151V20L154 21L155 24H153L152 21L150 22V21L147 20L148 22H150L151 26H153L152 29L150 28V27H151L150 24H148L147 21H146V23L148 24V26H146V27H147L146 29L150 28V29H149V32L147 31V33H148L147 38H148V43H149L148 46L151 45L152 48L149 47V48L151 49V50H149L148 46H146V49H147L148 51L145 50V48H144V50H145V51H144L145 53H144V52H142V51H143V50H142L143 48H139L141 51H139V49H138L139 45L141 46V44H142V40H140V38H139L138 36H136V37H138V38L135 39V37H134L135 35H133L134 33H132L131 31L134 32V29H133V28H134V23H133V22H134V21H137L138 18H140V19H138V20H142V21H143V20H144V16L146 15V16L148 17V15H147L148 13H147V12H150ZM152 11H153V12H152ZM89 12H88V14H89ZM146 13H147V14H146ZM88 14H87V15H88ZM154 14H155V13H154ZM154 14H153V16H154ZM153 16H152V17H153ZM159 16H160V17H159ZM162 16H164V17H162ZM89 17H90V18H89ZM116 17H117V19L120 17V18H119V21L116 19ZM169 17H171V18H169ZM90 19H92V21H89ZM168 19H171V21H169ZM133 20H134V21H133ZM157 20H158V21H157ZM132 21H133V22H132ZM142 21H138L139 24H140V22H142ZM167 21H169V22H167ZM89 22H90V23H89ZM118 22H119V23H118ZM144 22H145V21H144ZM135 23H136V22H135ZM98 24H99V25H98ZM120 24H121V25H120ZM139 24H138V25H139ZM141 24H142V23H141ZM143 24H144V23H143ZM161 24H162V25H161ZM92 25H93V26H92ZM155 25H156V26H155ZM163 25H165V26H163ZM175 25H176V24H175ZM94 26H95V27H94ZM131 26H132L133 28H132ZM141 26H142V25H141ZM144 26H145V25H144ZM96 27H97V28H96ZM166 27H167V28H166ZM121 28H122V29H121ZM174 28H175L176 30H175ZM181 29H183V30H181ZM122 30H123V31H122ZM177 30H179V31H177ZM173 31H174V32H173ZM117 32H119V33L116 34ZM185 35H186V36H185ZM101 36H102V37H101ZM118 36H120V37H118ZM132 36L134 37V40H133V37H132ZM98 37H99V38H98ZM121 37H122V38H121ZM116 38H117V39H116ZM186 39H187V40H186ZM116 40H117V41H116ZM135 40H136V41H135ZM89 41H90V40H89ZM183 41H184L185 43H184ZM127 44H129V45L131 44L132 47H131V46H128ZM181 44H182V45H181ZM183 44H184V45H183ZM97 48H99V49L101 48V50H99V49H97ZM131 48H132V49H131ZM135 49H136V50H135ZM152 49H154V50H152ZM131 50H132V51H131ZM154 51H155V52H154ZM98 52H97V53H98ZM146 52H147V53H146ZM90 53H91V51H90ZM141 53H142V54H141ZM143 53H144V54H143ZM93 54H92V55H93ZM95 56H96V55H95ZM92 57L95 58L94 56H92ZM97 57H98L99 59H102L98 54H97ZM98 58H96V59H98ZM105 58H106V59H105ZM104 59H105V60H104ZM180 64H181V65L183 64L184 66H183V65L181 66ZM178 65H180L182 68H180V66H178ZM186 65H187V64H186ZM107 67H109V68H107ZM180 70H181V71H180ZM113 75H114V74H113ZM147 76H146V77H147ZM9 87H10V86H9ZM9 87H8V86H7V87H3V88H4V89H3V90H4L3 92H2V89H1L2 87H1V88H0V90H1L0 93L3 94V93L5 92V93H7L6 95H10V94H12V96H15V97H16V98L13 97V98H14L13 101H14L15 99H17V96H19V95H17L18 92H20V94H24V93H21L22 89H23V92H25V93H26V90H27V89L21 88L20 91H16V89H14L13 87H11V88L8 90ZM6 90H7V91H6ZM8 91H9V93H8ZM4 95H5V94H4ZM16 95H17V96H16ZM0 96H1V95H0ZM141 99H142V97L138 99L139 105H137V106H139V107H138L136 110L142 109V107H140V104L142 105V104L144 103V102H143L144 100H143L142 102H140ZM148 99H149V100H148ZM139 100H140V101H139ZM147 100H148V102H145V103H146V106H145V103H144V106H145V107H149V105H150L149 103H150V101H151V98L149 97V98H147L145 101H147ZM147 105H148V106H147ZM143 108H144V107H143ZM221 108H222V107H221ZM223 108H224V107H223ZM39 109H40V108H36L35 111L37 112V110H39ZM144 109H145V108H144ZM146 109H147V108H146ZM40 111H41V110H40ZM139 111H140V112H139ZM139 111H137V113H138V119L141 120V119H143V118H139V116L144 114V112L141 113V111H144V110H139ZM93 112H94V111H93ZM0 113H2V111H0ZM139 113H140V114H139ZM2 114H3V113H2ZM2 114H1V116H3ZM93 114H94V113H93ZM93 114L90 115L91 118H93V116H94ZM9 115H10V114H9ZM4 117H5V118L1 117L2 120L4 119L3 122H5V121L7 120V119H6L7 116H4ZM142 117H143V116H142ZM86 118H87V117H86ZM145 120H146V119H145ZM147 120H148V119H147ZM147 120L145 121L146 123L148 122ZM149 120H150V119H149ZM0 122H1V121H0ZM46 122H51V121H46ZM143 122H144V121L142 120V122H139L140 124H138V125H140L141 129L143 128L142 130H144L145 132H148L149 130H146V128H145V127H146V126H145L146 123H143ZM1 123H2V122H1ZM5 123L7 124V122H5ZM51 123H52V122H51ZM51 123H47V124H46V123L44 122V124H46L47 126H48L49 124H51ZM142 123H143V124H142ZM201 123H202V122H201ZM201 123H200V124H201ZM37 124H38V123H37ZM37 124H36V125L34 124L35 130H34V127H33V130H34V131H33L32 133H30V132H31L30 130H31L32 127H30L29 132H28V129H26V128H27V127H26L25 130L27 131V134H26V131H25V133H24V129H23V131L20 132V134H18L19 132H18V133H17V132L15 133L16 135L18 134V135H17V138H14V137H16V136H14V135L12 134V136H14L13 138H14L15 140L18 139V137H19V139L17 140V142L20 141V147H21V148H19V149H21L22 152H21V151H20V152H21V153H24V154H20V153H18V154H17L18 157H15L16 154H15V156H14V155H11V156H12V157L14 156V157H13V160H15V162H18V159H19V158L22 159V157L24 156V157H25V159H24V157H23V162H24V164H26V163H25V160H26V159H27L26 162L30 160V161H29V164L27 163V166L29 165V168L31 167V165H30V164H32L31 162H35L36 159L39 158V157L36 156L37 154L35 155V153H33V152L35 151V149L38 150V147H40V145L42 146V144H43V146L40 147V148L42 149V152H43V153L39 150V151L41 152L42 155L39 153V151H38V154H40V156H44V155H43L44 153H45V155H50V154H51L50 152H52V150H53V149H51V146L54 145V143H55V145H56L57 143L60 145V143H61V145H60L61 147H59V145H58V147H57V145H56V148H59V150H60V148H62V147L65 145V143H66V142H65L66 139H65V140H64V144H62V143H63V138H62V137H61V138H62V141H61V138H60V141H59V142L56 140V139H57V136H56L57 134H55V132H54V133L51 132V129H50L52 125H51L50 127H47V130L50 131V133H47V132H48V131H47V132H46L47 134H46V133L43 134V131H41V129H40V131H37V130H39V128L36 129V126H37V127H38V126L40 127V124H41V123H39V125H37ZM42 124H43V123H42ZM44 124L41 125V127L43 128V130L46 128V125H44ZM3 125H5V124H4V123H3V124H0L1 127H2ZM8 125H9V123H8ZM8 125H7V126H8ZM143 125H144L145 127H144ZM147 125L150 126V121H149V123H148ZM178 125H181V124H178ZM202 125H203V123H202ZM43 126H45V127H43ZM1 127H0V128H1ZM41 127H40V128H41ZM177 127H178V126H177ZM2 128H4V127H2ZM28 128H29V127H28ZM48 128H49V129H48ZM144 128H145V129H144ZM149 128H150V127H149ZM149 128H148V129H149ZM180 128H181V126H179L178 129H180ZM178 129H177V130H178ZM181 129H182V131H183L185 128L182 127ZM181 129L179 130L180 132L178 131V135L181 133ZM189 129H191V128H189ZM192 129H193V128H192ZM192 129H191V131H190V134L187 135V131H186V129H185V130L181 133V135L177 137L178 139H180V142L182 143V144H180V145H181L182 147H188V146L191 147L192 145L194 146V144L196 145V143H197L198 140H195V143H193V142H192L193 140H191L192 137H190V135H191V136H192V134L194 135V131H193L194 129H193V130H192ZM52 130H53V129H52ZM187 130H188V129H187ZM0 131H1V130H0ZM22 132H23V133H22ZM145 132H144V133H145ZM185 132H186V134L184 135ZM188 132H189V131H188ZM29 133H30V134H29ZM144 133L140 134L141 138H143L142 136H143ZM24 134H25V135H24ZM34 134H36V135H34ZM51 134H54V135L56 136V139H55L56 141L54 140V143H52V144H50V142H49V143H46V142H48V138H49V140L52 138V137H51ZM145 134H147V133H145ZM182 134H183V135H182ZM261 134H262V135H261ZM261 134H260L261 137L264 136L263 133H261ZM1 135H2V134H1V132H0V136H1ZM9 135H10V134H9ZM23 135H24V137H23ZM27 135H29L28 138H27ZM49 135H50V136H49ZM12 136H9V137L11 138ZM40 136H41V137H40ZM48 136H49V137H48ZM52 136H53V135H52ZM181 136H182V137H181ZM25 137H26V138H25ZM39 137H40V138H39ZM43 137H44V138H43ZM50 137H51V138H50ZM53 137H54V136H53ZM96 137L99 138V139H97ZM96 137H95V139H97V140L94 139V141H92L91 143L87 144V146L85 147V152H86V154L81 152L82 155H81V153H80V154H78L79 157H77V156H75V157H71V158H69V160H68V156H67V155H66L67 158H66V156H61L62 153H61V155H60L61 157H63V158L65 157V158L69 161V162H66L67 160L65 161V160H64L65 158H64V159L62 158L63 161H65V162L63 163V161H62V163H61L62 166H60V165H59V166H60V167H63V168H64V166H65L66 169H64V170L62 171V173H61V177H64V182L67 181V180H68V181H69V180H72V184H71V185H72V187H73V188H72V187L69 185L68 181H67V183H66V182H65V183H66L68 186H65V187H67V188H68V187H71L69 190H72V192L69 191V190L67 189V191L70 192V194H69L70 196L68 195V193L66 192V190H63V192H65L66 195L69 196V198H70V197L73 198V199L71 200V198L68 199V197H66L67 200H71V202H70L69 204H71L72 202H74L73 200L76 198V199H75V200H76V204H75V206L78 208V209H75V208H74V206H73L74 203H72L73 205H70V206H69L68 204H66L67 206H69V208H67V210L65 209V210H66L65 215H64V212H63V213H62V212H59V213H60V216H61V214H63L64 218H65V216H66L67 213H68L67 211H69V212L71 211V213H74V215H75V211L79 210L80 213H81V212L84 210V211L82 212V214H84V213H85V214H86V213L88 214L90 208L92 209V211L95 209V205H94L95 203H97V202L100 203V199H102L103 197H102V198L99 197V198H100V199L98 198L99 200H98V199L95 200V199H96V197L94 198L95 193L93 194V191H92V194H93V195H91V199H94V201H96V202L93 203V205H94V206H92V207L94 208V209H93V208L91 207V205H89L91 202H93V201H90L91 199L89 200L91 192L88 193V191L91 190V187H90V190H88V188H87L88 191H87L86 188H85L86 185H87V183H88V182H86V181H87L88 179H89L88 181H90V177L88 178V176H90V174L93 173V176H92V177H94V176L98 173V170L96 171V170L94 169L96 166H99V167H96V169H100V171H102V172H99V173H101V174H105V175H104V176L101 175V176H103V177L101 178V176H98V175H100V174H97V176H96L97 179L95 178L96 180L94 179V182H96L97 180H98V182H96V183H99V181H100V182L102 181V182H101L102 184H101V183H100V184H101V185L106 184V186H105L106 189L109 188L110 185H108V184H109L111 181H112L113 184H112V183H110V184L115 185V186H111V187L114 188V189L112 188L113 190H112V189H108L109 191L105 190V193H104V198H106V201H107V200H108L107 202L110 201V202H109L110 204L108 203V204H109V206H108V204H106L107 202H105V199H103V200H104V201L102 200L103 203L105 202V206H104V207L107 206V208L109 209V207L111 206V207H110V208H111V211H109V210L106 209V210L108 211V212L106 211V212H107L106 215L108 216V213H110V214H109L110 217L113 218V216H114L115 219H116V215H117L118 213L120 214V211H121L122 209L125 210V213H124L125 215H127L128 213H130V210H131L130 208H127V209L129 210V211L127 210L128 213H127V211H126V207L128 206L126 203H129V207L132 206V205L130 204V202L132 201L131 199L134 197V194H133V193L136 192V191L133 192V191H134L133 188H135L134 185L137 186L138 183H136V182H131V184H132V183H135L134 185H133V184L131 185V184L129 183V184L131 185V187H132L133 190L130 189V185L128 184L129 181L124 182V181L126 180L125 175L121 174V173H123V172H121V171H123L122 169L124 168V167H123V166H124V162L127 161V159L129 160V156H130V155H128V156L125 155V157H124V155L122 156L121 153H120V154L117 153V152H118V151H117L118 146H117L116 148H114L115 150H114V149H109V148H108V151H107V150L103 149L102 153H99V152H97V151H94V154L96 153V154L94 155L96 159L93 158L94 156H93V155L91 156V154H92L93 152H91V151H93L94 149L96 150V148H95L94 145H93L94 147H91V144H93V143L96 144V143H98V141H99V143H100V141H102V138H100L99 136H96ZM179 137H181V138H179ZM194 137H195V136H194ZM20 138L23 139L24 141H26V145H27V142L29 143L27 146L31 145V143H32L31 149H34V150H31V149H30V146H29V148H28V147H26L25 145H22L21 143L25 144V142H24L23 140L21 141ZM54 138H55V137H54ZM177 138H176V140H177ZM14 139H13V140H14ZM36 139H37V140H36ZM39 139H40V140H39ZM58 139H59V138H58ZM144 139H145V138H144ZM146 139H147V138H146ZM181 139H182V140H181ZM194 139H197V136H196V138H194ZM46 140H47V141H46ZM52 140H53V139H52ZM68 140H69V139H67L66 141L68 142ZM141 140H143V139H141ZM176 140H175V141H176ZM189 140H190V141H189ZM43 141H45V142H43ZM95 141H96V142H95ZM135 141H136V140H135ZM137 141H138V140H137ZM177 141H178V140H177ZM188 141H189L190 143H189ZM14 142H15V141H14ZM17 142H16V143H17ZM143 142H144V140H143ZM178 142H179V141H178ZM180 142H179V143H180ZM187 142H188V145L186 144ZM16 143H14V144L16 145V147L13 146V149H15V148L17 149V146L19 147V144H18L19 142L17 143L18 145H17ZM45 143L49 145V149H50L51 151H50V150L47 151V149H44V148H47V145H46ZM99 143H98V144H99ZM137 143H138V142H137ZM145 143H147V142L145 141ZM176 143H177V142H176ZM33 144H35V146H33ZM37 144H38L39 146H38ZM44 144L46 145V147H45ZM66 144H68V143H66ZM98 144H96V145L98 146ZM100 144H101V143H100ZM100 144H99V146H100ZM139 144H140V143H139ZM139 144H138V146H137L136 143H134V145L137 146V149H138V148L140 149V150H139V152H140L139 154H141V148H140V146H142V144H140V145H139ZM190 144H192V145H190ZM83 145H86V143L83 144ZM89 145H90V147H89ZM147 145H148V143H147ZM178 145H179V144H178ZM183 145H184V146H183ZM121 146H122V145H120V147H121ZM145 146H146V145L143 144V146H142L143 149H145L146 151H147V150L149 151V150H150L149 147H148V149H146ZM33 147H34V148H33ZM43 147H44V148H43ZM56 148H55V149H56ZM66 148H67V146H66ZM157 148H158V147H155L154 150H152V151H150V152L147 151L148 154L146 153L145 150L142 149L143 151H145V156H146V158H144L145 161L142 160L143 157H138V156H140L138 153H137V155H135V156H136V157H135L136 162L133 161V159H130V160H129V161H132L131 163L129 162L130 165H131L132 163H134V162L136 163V164H133L134 166L131 165L133 169L135 168V169L137 170V169H138V166H139V167H140V168H139L140 170L143 171V169H144L143 172H144L146 175L148 174V175L143 179V181H141V182L139 181L140 185L137 186L138 188L136 187L138 190H141V189H142V186H141L142 184H141V183H143V184L145 185L146 182H148L147 185H149V187L152 188V187H151V186H153L152 178H153V179H156V177L159 176V175H158V176L155 177V176L153 175V177L149 179V176H152L151 173H152L153 169H155V170L153 171V173H154V172H159V171H160L159 174H162V173L165 172V170L167 171V168H166V169L163 168V167H165V165H167L171 170L169 169L170 171H169V172H168V171L165 172V174H166V173H171V171H172L171 174H172L173 176H175L176 178H178V176H179V178H178L179 182L182 181V182H181V185H183V186H187V188L189 189V192H187V193H188V194L190 193V195H187V194H186L187 196H186V195L184 196V197L188 198L189 200L186 199V198H184V199L182 198L183 200H182L181 198L179 199V201H181V202H179V204L185 207V209L187 210V211H186V210H185V211H186L187 213L185 212V213H186V214H185V213H183V211L181 210L182 212L177 213L178 216H180V217H181V216H182V217H185V215L188 216V214H190V213H188V212H189V209L192 208V206L190 207V205H189V204L187 205L185 202L188 201V203H190V202L192 201L193 203L191 202V205H194V207H195V204H199V205L201 206L202 203H203L204 205L206 204V205H207L206 207H208V208H206V207L203 208V207H204V205H203V206H201V210H200V208L198 209V207H197V209H196V208H195V209L193 208L195 211H196V210H197V211H198V210L201 211L202 216H201L200 214H198V216H199V215L201 216V219L203 220V223H202V222L199 223V222L197 221L198 224H199L200 226H201L202 224H204V223H205V225H207V220H205V218L208 216V214H210V215L212 214V215H213V213H214L213 218L215 217V218H214V219H215L214 221H216V219H217L218 217L220 218V217L222 216L221 214L225 213L224 215H226V212H227V215L229 216V218L233 215V216H232V217H233V221H234L235 219H237V220H235L234 222L229 221V224H228V223H227V222H228V220H227V219H228V216L226 215L227 217L225 216L226 219H225V218H224V219L227 220V221H226V224H227V227H228V228L225 230V229H223V227H220V228H221L220 231H221V230H222V231L219 232V231L217 230L218 233H216V232H217L216 230H215L216 232H215V231H214V232L211 231V232H213L212 235H211V233H210V235H211V237H212L211 239H214V240H213L214 243H213L209 236H208V238H206L207 236L205 235V236H206V237L204 236V238H206V240H205V239L203 238V235H204V234H201L203 229H206L205 231H208L207 228H209V231H208V232H210V229H211V230H214V229L212 228V225H211V223H212L213 226H214V223H213L214 221H212L213 218L211 219V217H210V215H209L208 217H210V220H211L212 222H210V223L208 222L209 225H207V228H203V229H202V228L200 227V229H201V230H200L201 233L198 234V235H199L200 237H201V235H202V237H201L202 239H204L205 241H207L208 239H210L211 242L213 243L214 249H216V242H215L216 238H214V237L216 236V234H219V233L222 234V232H223V234H224V233H228V234H227L228 236H231V235L234 236L235 233H236V234H238V233H240V232H241V233H242V232L245 233V228H246V226L249 225V223H248L249 220L247 219L248 217L246 218L245 211H243V207H242L243 205H242V206H239V205H241L242 203L244 204V202H245V201H244V198H245V197H246L251 191H247L248 193L246 192V190H250V189H249L248 186H245V182H244L243 178L240 177V173H239L238 171H237L238 173H237V172H235V173H236L240 178H239L238 176H236L235 173H232L233 176H232L231 174H230L229 176H225L227 179H226L225 177H224V179H221V178H217V177H216V178H215L216 181L214 180V177H212L214 181H212L213 185H212V183H211V185L214 186L216 189H215L214 187H212V188L210 189V187H211L210 184L208 185V186H210V187H208V186L206 185V183H210L209 181L211 180V178L209 179V177H211V176H210L211 173H208V172H209V169H208L209 167H207L208 164H209L208 161L211 159V156H208V157H206V156H205V157L200 156V159H197V160H194V161L192 160V161H193V162H192L191 160H189L190 158H189L188 161H187V157H186V158L183 157L182 154H181V155H182V158H180V154H179V156H178L177 154L170 155V156H168V157H166L167 155H165V156H161V153H160V149H161V148H158V149H157ZM23 149H24V152H23ZM26 149H28V150L25 151ZM43 149H44V151H45V150H46V151L44 152ZM120 149H121V148H120ZM16 151H19V150L17 149ZM49 151H50V152H49ZM54 151H55V150H54ZM54 151H53V152H54ZM105 151H106V152H105ZM158 151H159V152H158ZM14 152H15V150H13V153H14ZM25 152H26L28 155H27ZM36 152H37V151H36ZM46 152H49V153L46 154ZM57 152H58V150L56 149V151H55V155L57 154ZM13 153H12V154H13ZM88 153H89V154H88ZM90 153H91V154H90ZM143 153H144V152H142V154H143ZM159 153H160V154H159ZM33 154L37 157V158H36V157L34 156V158H36V159H33V157H32ZM53 154H54V153H52V156L50 155V156H51V159L54 158ZM70 154H71V153H70ZM70 154H68V155H70ZM84 154H85V155L88 154V155L90 156V157H89L90 159L87 158V156H86V158L84 159V157H83ZM20 155H21V156H20ZM22 155H23V156H22ZM64 155H65V154H64ZM176 155H177V156H176ZM237 155H238V154H236V156H237ZM239 155H240V158L238 159L239 162H240V160H241L242 155L246 157V155H245L244 153H242V155H241V153H240ZM239 155H238V156H239ZM27 156H29V157L31 156V157L29 158V157H27ZM38 156H39V155H38ZM70 156H71V155H70ZM143 156H144V154H143ZM172 156H173V157H172ZM234 156H235V155H234ZM236 156H235V157H236ZM238 156H237V157H238ZM9 157H10V156H9ZM12 157H11V158H12ZM52 157H53V158H52ZM76 157H77L78 159H80V158L83 157L82 159L86 161L87 165H89V160H92V158L96 161V162H95L94 160H92L93 162L91 161L92 165H94L93 163H95V167H94L93 169H91L93 166H92L91 168H88L89 170H88L87 173H89V174L87 175V180H86V178H84V177H85L84 174H82V175H83L82 178H83L84 180H86V181H83V182L86 183V185H85V184H82L81 181H82L83 179L81 180V177H79L80 174L77 175L79 172H78L76 169H79L80 172H81V171H82V172L84 171L83 173H86V170H87L86 168H87V167L85 168L86 170H85V169H82V170H81V168H76V167L74 168V167L71 166V164H70L71 162H73L74 159H75V161H76L78 164H79L80 161H83V160H81V159H80L79 161L76 160ZM121 157H123L122 159H124V161L121 159ZM127 157H128V158H127ZM130 157H131V156H130ZM132 157H133V156H132ZM132 157H131V158H132ZM137 157L140 158V159H139L140 162L138 161V158H137ZM165 157H166V158H165ZM176 157H177V160H176ZM245 157H244V158H245ZM7 158H8V157H7ZM7 158H4V159H5V162H4L3 157H0V169H1L0 173H1V172L3 173V174H1L2 178L0 177L1 180H3V178H5V177H4L5 175H7L6 171L9 169V165H8V168H7V163H9V164L12 163V162H9L10 158H8V160H6ZM14 158H16V159H14ZM46 158H47V157H46ZM55 158L57 159L58 157L55 156ZM55 158H54V159H55ZM73 158H74V159H73ZM125 158H126V159H125ZM133 158H134V157H133ZM169 158H170L171 160H173V158H175L174 160H175L176 162H174V160H173V163H171V165L173 164L172 167H171V165H168V164H167L168 162H169V164H170V160L167 161ZM178 158H179V159H178ZM202 158H203L204 160H208V161H204V160H203L204 162H206L207 165L202 161ZM209 158H210V159H209ZM244 158H243V159H244ZM247 158H248V156H247ZM28 159H29V160H28ZM48 159H49V161H52V160H50V157H48ZM54 159H53V162L55 161L54 163H55V165L57 166V163L61 162L60 157H59V159H57V161H59V162H57V161L54 160ZM183 159H184V161H183ZM185 159H186V161H185ZM252 159H254V158H252ZM41 160H42V159H41ZM43 160H45V158H44ZM43 160H42V162H43ZM87 160H88V161H87ZM120 160H122V161H120ZM178 160H179L180 164H179ZM198 160H201V162H199ZM247 160H248V159H247ZM247 160L245 159V160H243L242 162H240V164L242 163L241 165L243 166V168H242L241 165H240V167H241L242 169L245 168V170H248V169L251 168L252 165H254V164H253L254 162L251 160V158L249 159L250 161H252L251 164H249V163L247 164V162H246ZM6 161H7V163H6ZM11 161H12V159H11ZM19 161H21V160H19ZM47 161H48V160H47ZM47 161L45 160L44 162L46 163ZM75 161L73 162L74 166H76V165H75V163H76ZM141 161H142L143 164H144V163H145V164L143 165V164L141 163ZM146 161H147V162H146ZM165 161H166L167 163H166ZM13 162H14V161H13ZM39 162H41V161H39ZM39 162L37 161V163H39ZM42 162H41V163H42ZM53 162H51V163L53 164ZM163 162H165V163L163 164V167H162V163H163ZM181 162H184L183 164H184L185 166H184V165L182 166V165H181V164H182ZM187 162H188L189 164H188ZM190 162H192L193 164H194V163H196V164L193 165L192 163L190 164ZM19 163H22V162H18V164H19ZM41 163H39V164H41ZM47 163H49V162H47ZM65 163H66V164H65ZM82 163H84V161H83ZM86 163H84V164H86ZM125 163H126V162H125ZM139 163H140V164H139ZM176 163H178L179 165L176 164ZM198 163H200V164H198ZM203 163H204V164H203ZM245 163H246V165H245ZM5 164H6V165H5ZM14 164H16V166L18 167L17 169H21V170H16V168H13V167H14ZM14 164H13V165L10 164V165H11L10 168H13V169H10V170H14V173L17 172L16 174H18V175H19V173H18L19 171H22V170H25V169H26V171H25V174H26V175H27L28 171H30L29 168H26V167H25V165L22 166V164H21V167H24V169H23V168H21L20 166H18L17 163H14ZM68 164H69L70 166H69ZM73 164H72V165H73ZM112 164H113V165H112ZM127 164H128V163H127ZM129 164H128V165H129ZM150 164H151V165H150ZM174 164H175V165H174ZM4 165H5L6 167H5ZM32 165H34V167H36V168L38 169V171H36L37 174H38V172L40 173V170H41V167H42L43 164H42V165H38V167L35 166L36 164H34V163H33ZM55 165H54V166H55ZM66 165H68V166H66ZM81 165H82V164H81ZM135 165L137 166V168H136ZM140 165H141V166H140ZM146 165H147V166H146ZM152 165H153V166H152ZM203 165H205L206 167H205V166L203 167ZM247 165H250V166H248V168H247ZM3 166H4V168H3ZM12 166H13V167H12ZM39 166H41L40 169H39ZM79 166H80V165H79ZM79 166H77V167H79ZM85 166H86V165H85ZM89 166H91V165H89ZM100 166H101V167H100ZM125 166H126V164H125ZM131 166H130V168H131ZM151 166H152L153 168H152ZM157 166H158V167H157ZM173 166H175V167L177 166V167H176V168H175V167L173 168ZM190 166H191V167H190ZM19 167H20V168H19ZM34 167H32V168L34 169ZM82 167H83V166H82ZM127 167H128V166H127ZM143 167H144V168H143ZM145 167H147V168H145ZM161 167H162L163 170H164V171H162V172H161V170H157V168H158V169H162ZM181 167H183V168H181ZM185 167H186V168H185ZM249 167H250V168H249ZM5 168H7V169H5ZM32 168H30V169L32 170ZM36 168H35V169H36ZM67 168H68V169H67ZM69 168L75 169V171H77L78 173H77V172H74V170L72 171V170L69 169ZM149 168H150V169H149ZM151 168H152V170H151ZM203 168H204V169H203ZM246 168H247V169H246ZM4 169H5V173H6V174L4 173ZM35 169H34V172H35ZM124 169H126V167H125ZM147 169H148V170H147ZM174 169H175V171H174ZM178 169H179V170H178ZM184 169H185V170H184ZM201 169H202V170H201ZM256 169H257V168H256ZM259 169H260V167H259ZM259 169H258V170H259ZM10 170H9V174H10ZM70 170H71L72 172H71ZM94 170H95L97 173H96ZM145 170H146L147 173L145 172ZM182 170H183V171H182ZM193 170H194V172H193ZM200 170H201V172H200ZM245 170H243V171L245 172ZM261 170H264V169L262 168ZM15 171H16V172H15ZM69 171H70L71 173H74V174H75V175H74L75 177L72 176L73 174L70 175L71 173H70ZM91 171H92V173H90ZM142 171H141V173H139L138 175L143 174ZM148 171H151V172L148 173ZM186 171H187V172H186ZM12 172H13V171H11V174H12ZM32 172H33V170H32ZM64 172L66 173V175H65ZM67 172H69V173H67ZM107 172H108V173H107ZM180 172H182V173L184 172V173L182 174V173H180ZM255 172H256V170H255ZM41 173H42V172H41ZM76 173H77V174H76ZM153 173H152V174H153ZM185 173H186V174H185ZM206 173H207V175H209L208 177H206V176L203 175V174L206 175ZM4 174H5V175H4ZM9 174H8V176H9ZM11 174H10V175H11ZM16 174H15V176H14V175H12V176L16 177ZM20 174H22V172H21ZM23 174H24V172H23ZM29 174H30V175H29ZM29 174H28L27 176H33V177H30V178H29L30 181H31L32 178H35V179L37 180L38 183H39V182L41 183V180L43 181V179L45 178V177H44V174H43V175H42V178H43V177H44V178L42 179L41 177H38V178H41V179H39V181H38V178L34 177V174H35V173L33 174V173L30 172ZM32 174H33V175H32ZM68 174H69V175H68ZM107 174H108V176H107ZM124 174H125V173H124ZM154 174H157V173H154ZM177 174H178V176H177ZM180 174H181V176H180ZM193 174H195V175L198 174V176L196 177V176L193 175ZM200 174H201V176H200ZM39 175H40V174H39ZM39 175H38V176H39ZM82 175H81V176H82ZM119 175H122V176H119ZM188 175H189V176H188ZM192 175H193V176H192ZM234 175H235V176H234ZM21 176H23V175H21ZM21 176H20V177H21ZM27 176L24 177V178H25V183L27 182V181H26V179L28 178ZM109 176H110V177H109ZM113 176L115 177V179H114L115 182H114L113 180H111V181L108 182L109 178H110V179L114 178ZM123 176H124V178H123ZM191 176H192L193 178H192ZM216 176H217V175H216ZM66 177H68L67 180H65ZM70 177H71V178H70ZM72 177H74L75 181L73 180ZM77 177H79V178H77ZM92 177H91V178H92ZM106 177H108V178H106ZM154 177H155V178H154ZM190 177H191V178H190ZM200 177H201V178H200ZM205 177H206V178H205ZM228 177L230 178V180H229ZM246 177H247V176H246ZM246 177H245V179H246ZM257 177H258V178L255 179V181H256L255 184H256V183L258 184V182H260V183H259L260 185H259V184H258V185H257V184H256V185L254 184L255 187L258 186V187L264 188V187L261 186V184L264 182V171L260 172L259 175H257ZM7 178H8V177L6 176V178H5L6 181H7ZM103 178H104V179H103ZM146 178H147L149 181H152V182H149L148 180L144 181ZM180 178H182L183 180H180ZM196 178H198V181H199V182L195 180ZM207 178H208V179H207ZM5 179H4V184L9 185V183H6V182H5ZM76 179H79L81 184L78 183V182H76ZM101 179H102V180H101ZM105 179L107 180V181H106L107 183H105ZM120 179H121V180H120ZM217 179H218V180H217ZM219 179H221V181H219ZM241 179H242V180H241ZM22 180H23V178H22ZM36 180H35V181H36ZM116 180H117V182H116ZM122 180H123V181H122ZM127 180H128V179H127ZM189 180H190V182H188V183L190 184V186H188V184H187V181H189ZM201 180H202V181H201ZM222 180H223V182H222ZM227 180H228V181H227ZM30 181H28V182H30ZM32 181H34V180L32 179ZM32 181H31V182H32ZM73 181L76 182V183H78L79 186H81V187H79V186L77 185L80 189H81L82 186H83V189L85 188V190L87 191V193H88L89 196H87V193H86V194L83 193L84 190H83V191L81 190V192H82L83 195H82L81 192H80V194H81L82 196H80V195L78 196L77 194L79 193V190L77 189V190H78V193H76V195H77L79 198H78L77 196L75 197V196H74V195H75L74 191H76V190L74 189V185H75V184H74ZM103 181H104V183H103ZM118 181H119V183H120L122 186L118 183ZM121 181H122L123 183H122ZM195 181H196V182H195ZM205 181H207V182L205 183ZM218 181H219V182H218ZM229 181H230V182H229ZM261 181H262V182H261ZM7 182H10V183H11V181H7ZM28 182H27V183H28ZM37 182H36V184H35V185H36L35 187H34L33 184H31V185H33V186H31V188H34V190H36L35 188H40V187H41V186L38 185ZM69 182H70V181H69ZM183 182H184V184H182ZM216 182H217V185L215 184ZM226 182H227V183H226ZM237 182H238V183H237ZM240 182H241V183H240ZM32 183H33V182H32ZM40 183H39V184H40ZM96 183H94V184H96ZM114 183H117V184H114ZM124 183H125V186H124ZM149 183H151L152 185L149 184ZM191 183H192V184H191ZM204 183H205V184H204ZM218 183H220V184L218 185ZM224 183H226L227 186H226ZM11 184H12V185H15L14 182L11 183ZM73 184H74V185H73ZM88 184H93V183H88ZM201 184H202V185H201ZM228 184H229V185H228ZM240 184H241V185H240ZM243 184H244V185H243ZM263 184H264V183H263ZM28 185H29V183H28ZM28 185H27V186H28ZM37 185H38V187H37ZM84 185H85V187H84ZM147 185H146V186H147ZM199 185H201V187L204 185L206 189H204V186H203V189H204V190L201 189L200 187H198ZM251 185H252V184H251ZM24 186H25V185H24ZM87 186H89V185H87ZM91 186H92V185H91ZM116 186H118V187L120 186V188H118V187H116ZM126 186H127V187L129 186V187H128V188H125ZM146 186H144V187H146ZM218 186H219V187H218ZM230 186H231V187H230ZM9 187H10V188H13L12 190H14V187H15V186H14V187H13V186L11 187V185H10ZM28 187H30V186H28ZM28 187H27V188H28ZM78 187H77V188H78ZM92 187H93V186H92ZM111 187H110V188H111ZM115 187H116V188H115ZM123 187H124V188H123ZM140 187H141V189H139ZM144 187H143V189H144ZM147 187H148V186H147ZM189 187H190V188H189ZM220 187H221L222 190H221V189H218V188H220ZM75 188H76V187H75ZM121 188H123V192H122V189H121ZM199 188H200L201 190H203V192H202ZM241 188H242V189H241ZM243 188H244V189L246 188V189L244 190ZM17 189H18V188H17ZM17 189H16V187H15V190H14V191L17 192V191H16ZM25 189H26V188H25ZM40 189H41V191H42V190H45L46 188H44V189H43V188H40ZM65 189H66V188H65ZM118 189H119V190H118ZM125 189H126V190H125ZM128 189H130V190H132V191L130 192ZM143 189H142L141 191H144ZM147 189H148V188H147ZM212 189H213V191H214V189H215L214 192H216V194L218 193V195H215V193H213V191H211ZM217 189H218V190H217ZM231 189H232L233 191H231ZM29 190H31V189L28 188V192H30ZM32 190H33V189H32ZM34 190H33V192H34ZM37 190H38V189H37ZM37 190H36L34 193L32 192V193H33L32 196H34V195L38 192V193H37V197H38V198L36 197V195L34 196V200H35L36 202L38 201L37 199H39V198L42 197V196H41V197H39V196H40L41 194L43 195V193H41L40 190H39L40 192L37 191ZM73 190H74V191H73ZM115 190H116V191H115ZM120 190H121V191H120ZM127 190L131 193V196L133 195V197H131L130 194L128 195L129 192L126 194V191H127ZM135 190H136V189H135ZM145 190H146V188H145ZM148 190H149V191H148ZM148 190H146L148 193H147L146 191H144V192H145V197H144V198H145L146 200L149 199V198L147 197L146 194H151V192H152V190H150V189H148ZM207 190H208V191H207ZM224 190H227V191H224ZM263 190H264V189H263ZM263 190H262L261 192L263 193L262 195H263V197H264V191H263ZM25 191H26V190H24L23 192L25 193L26 196L24 195V193H22L24 196L21 195V197H23V199L20 198L19 195H18V197L20 198V201H21V199L24 201L25 197H26V200H27V201L29 200L28 196H29L30 193H28V195H27ZM106 191H107V192H106ZM118 191H119L120 193H119ZM43 192H44V193L46 192V193H45V197H44V195H43V197H44L45 199L48 198V197H46V196H47V194H49L50 192L48 193L47 190H46V191H43ZM114 192H115V193H114ZM144 192H143V193H144ZM149 192H150V193H149ZM209 192H210V193L212 192V195H210V196H211V198H210V203H211V202H212V203L214 202V204H213L214 206L211 204V207L213 206V208H215V206H217L216 203H219V207H220L219 210L222 211V213H221L219 216H218V214L220 213V211H219V212H216L218 209H216V208H215V209L210 208V207H209V206H210V205H209L210 203L207 204L208 202H207V203H204V202L206 201V199L209 200V197H210V196L208 195V194H210ZM219 192H221V193L224 192L225 195L227 196V199H226V197H223L224 193H223V194H221V193L219 194ZM227 192L230 194V196H229V194H228ZM231 192H233V193H231ZM259 192H260V191H259ZM32 193H31V194H32ZM72 193H73L74 195H73ZM107 193H109L110 195L107 194ZM122 193H123V194H122ZM138 193H140V192H138ZM138 193H135V194H136V197H135V198H137V196H138L137 194H138ZM143 193H142V194H143ZM199 193H200V195H199ZM206 193H208V194H206ZM226 193H227V194H226ZM234 193H235V194H234ZM0 194H1V193H0ZM31 194H30L29 197H31ZM71 194H72V195H71ZM121 194H122V195H121ZM177 194H178V191H177ZM177 194L172 195V196H176ZM197 194H198V195H197ZM201 194H202V195H201ZM205 194H206V196H205ZM5 195H7V194H5ZM5 195H4V197H5ZM38 195H39V196H38ZM51 195H52V193H50L49 196H51ZM63 195H64V197L66 196L64 193H63ZM107 195H108V196H107ZM113 195H114V196H113ZM119 195H120V196H119ZM123 195H124V196H125V195H128V196H130L131 198H130V197H129V199H128V198H124ZM151 195H152V194H151ZM191 195H192V196H191ZM213 195L216 196L215 199H214V196H213ZM225 195H224V196H225ZM231 195H232V196H231ZM238 195H239V196H238ZM242 195H243V196H242ZM245 195H246V196H245ZM2 196H3V195L0 196L1 199H2ZM8 196H9V195H8ZM61 196H62V195H61ZM61 196H60V198H61V200H62V197H61ZM73 196H74L75 198H74ZM86 196L89 197V198H86ZM92 196H93V198H92ZM105 196H106V197H105ZM121 196H122V197H121ZM143 196H144V194H143ZM148 196L150 197V195H148ZM189 196H191L192 198H191V197L189 198ZM194 196H195V197H194ZM202 196H203V197H202ZM217 196H218V197H217ZM220 196H221V199H220ZM233 196H234V200H233ZM236 196H237L238 198H236ZM11 197H12V196H11ZM35 197H36V198H35ZM43 197H42V198H43ZM51 197L53 198V195H52ZM51 197H49V198H51ZM54 197H55V196H54ZM80 197H82V198H80ZM84 197H85V198H84ZM107 197H109V198H107ZM114 197H115L116 199H115ZM117 197H120V198L118 199ZM140 197H142V196L140 195ZM177 197H178V195H177ZM206 197H207V198H206ZM5 198H6V197H5ZM7 198H8V197H7ZM7 198H6V200H8ZM12 198H13V201H14V200L18 201V200H19V198H18V200H17V199H14V197H12ZM77 198H78V199H77ZM83 198H84V199H83ZM110 198H112V201L114 200L115 202L113 201V203H112L111 200H110ZM135 198H134V201H135ZM138 198H139V197H138ZM175 198H176V197H174L173 199H175ZM222 198H223V199H222ZM235 198H236V199H235ZM3 199H4V198H3ZM3 199H2V201H3ZM32 199H33V198H32ZM32 199H31V201L33 202L34 200H32ZM45 199H44V200H45ZM55 199H59V198H58V197H55ZM80 199L83 200L81 203L79 202ZM145 199H144V201L147 203V201H146ZM185 199H186V200H185ZM201 199H202V200H201ZM241 199H242L244 202L241 201ZM10 200H11V199H10ZM59 200H60V199H59ZM65 200H66V199H65ZM81 200H80V201H81ZM129 200H130V201H129ZM140 200H141V198H139V200H136L135 203H134V204H136L135 206H136L137 208L133 205V206L135 207L136 210H137V209L139 210V211L137 210V211H138V212H137L138 215H139V213H140V209H139V207H141V206H142L141 203L144 202L143 200H141L142 202H141ZM184 200H185V201H184ZM203 200H204V201H203ZM211 200H212V201H211ZM231 200H232V201H231ZM16 201H14V204H15V205H16ZM23 201H22V202H23ZM27 201L23 202L24 204H22V203H21V204H22L23 206H26V207H24V208H27V211H28L29 209H31V210L33 211V209H35V207H36L37 210L35 209V211H33V212H31V210H29L30 213H32L33 216L35 215V218H36V217H38V218L41 217L42 219L44 218L43 220L46 221V223H48V221L45 220L46 217H42L43 215H44V216H48V215H49V217L55 215V217L58 216V217H56V218H59V215H58L59 213H58L57 215H56L57 212L55 213V211H57V209H56V205H57V203H56V202H61V201H56V202L54 203V204H56V205H55V208L53 207V202L51 203L50 200H49L50 204H49L48 201H47L46 203L43 201L44 204L41 202V203L43 204V206H44L45 204H46V206H47V203H48V206H49V207L52 206V207H50V208L52 209V211L54 210V213H53L54 215L52 214V211H49V207H48V206H47V207L44 206V207H46V209L43 210V211H41V210H42V207L40 206V203L38 204V203H35V202H34V203L36 204V206H33L34 203H32V202L29 200V201L31 202V203L29 204V206L31 207V205H32V207H33V208H32V207L30 208V207L27 205V204L29 203V202L27 203ZM39 201H42V200H39ZM52 201H53V200H52ZM85 201H86V202H85ZM102 201H101V202H102ZM128 201H129V202H128ZM152 201H153V199L150 197V199H149L148 202H152ZM182 201H183V204H182ZM202 201H203V202H202ZM216 201H218V202H216ZM224 201H225V202H224ZM230 201H231V202H230ZM236 201H237V202H236ZM263 201H264V200H263ZM7 202H8V201H4V203H2V204L0 203V205H1L0 207H3L4 204H6ZM11 202H12V201H11ZM63 202H64V201H63ZM65 202H66V201H65ZM65 202L63 203L62 206L59 205L58 207H60V206H61V207L65 206V205H64ZM77 202H78V203H77ZM87 202H88V203H87ZM122 202H123V203H122ZM136 202H138V203L140 202V205H141V206H139V205L137 206L138 203H136ZM215 202H216V203H215ZM18 203H20V202L18 201ZM67 203H68V202H67ZM82 203H83V204H82ZM116 203H117V204H116ZM132 203H133V202H132ZM146 203H145V205H144V204H143V205L145 206V208H148V206H149L150 203H147V205H148L147 207H146ZM7 204H8V203H7ZM7 204H6V205H7ZM58 204H59V203H58ZM91 204H92V203H91ZM111 204H112V205H111ZM221 204H223L224 206H227V210H226V207H225V208L222 207L223 205H221ZM234 204H235V205H234ZM2 205H3V206H2ZM6 205H5L4 207H6V208L9 207V206H8L9 204H8L7 206H6ZM12 205H13V204H12ZM12 205H11V207H12ZM15 205L13 206L14 209L16 208V206L18 207V205H16V206H15ZM37 205H39V209H38V206H37ZM78 205H79V207H78ZM82 205H83V206H82ZM86 205H88V207L90 206V208L86 207ZM99 205H100V204H99ZM99 205H98V206H99ZM103 205H104V204H103ZM115 205H116V206H115ZM120 205H121L122 208L120 207ZM126 205H127V206H126ZM199 205H198V206H199ZM27 206H28V207H27ZM67 206H66V207H67ZM71 206H73V209H72ZM80 206H81L82 208H81ZM113 206H114V207H113ZM125 206H126V207H125ZM200 206H199V207H200ZM232 206H233V207H232ZM236 206H237V207H240V208L236 209V208H237ZM4 207H3V208H4ZM58 207H57V208H58ZM61 207H60V208H61ZM100 207H102V204L99 206V209H100ZM119 207H120V208H119ZM124 207H125V208H124ZM217 207H218V206H217ZM3 208H2V209H3ZM24 208H23V209H19V210H24V211H22V212L25 213V210H26V209H24ZM28 208H29V209H28ZM40 208H41V209H40ZM60 208H59V209H60ZM70 208H71V210H68V209H70ZM79 208H80V209H79ZM85 208H86V209H85ZM87 208H88V209H87ZM112 208H113V209H112ZM132 208H133V207H132ZM142 208H143V207H142ZM149 208H150V207H149ZM149 208H148V209H149ZM209 208H210V210H209ZM222 208H223L224 212H223ZM2 209L0 208V215L3 214V215H1V216H4V214L8 215V214L10 213V217H11V215L14 214V213L12 214V208H11V210H9L8 208H7L6 210H5V209L2 210ZM51 209H50V210H51ZM55 209H56V210H55ZM133 209H134V208H133ZM143 209H144V208H143ZM148 209H147V211H146L147 213H149L148 211H150V209H149V210H148ZM193 209L190 210V212H191V211L193 212ZM203 209H204V211L207 210V211L203 212L204 215H203V213H202V210H203ZM232 209H233V210H232ZM7 210H8V212H9L8 214H7V212H5V211H7ZM63 210H64V209H63ZM65 210H64V211H65ZM113 210H114V211H113ZM118 210H119V211H118ZM124 210H122L121 213H123ZM213 210H214V211H213ZM225 210H226V211H225ZM230 210H231V212H230ZM238 210H240V211H238ZM3 211H4V212H3ZM38 211H41V213H43V215L41 214L42 216H40ZM44 211H45V212H44ZM60 211H61V210H60ZM73 211H74V212H73ZM94 211H97V214L99 213L98 210H94ZM94 211H93V214L95 213ZM112 211H113V212H112ZM116 211H118V212H116ZM171 211H172V210H171ZM179 211H180V210H179ZM197 211H196V212H197ZM200 211H199V212H200ZM236 211H237V212H236ZM18 212H19V211H18ZM18 212L15 213V214H17L16 216H19L18 214H19L20 212H19V213H18ZM34 212H35V213H34ZM37 212H38V214H37ZM47 212H48V215H47ZM49 212H50V214H49ZM100 212H101V209H100ZM133 212L136 213L135 211H133ZM133 212H131V213L133 214V218H132V216H131L132 214H131V215H130V218H129V221H128V218H126V217H128L129 215H127V216L125 217L124 214H123L124 216H121L122 214H120L121 219H122V217H125V219H122V220H125V221L123 222V221L120 219L121 222H122L123 224H122V223H119L120 220L117 221V222H118L121 226L124 225V224L128 225V223L131 224L130 219L132 218V226H133V224H134V223H133L134 217H135V219H137V217H136L137 215L134 216V213H133ZM150 212H152V211H150ZM172 212H173V211H172ZM174 212H178V210H176V211H174ZM174 212H173V214H175ZM192 212H191V214H194V213H195V212H193V213H192ZM210 212H211V213H210ZM212 212H213V213H212ZM215 212H216V214L218 213V214H217V216H218L217 218H216V214H215ZM232 212H234V213H232ZM240 212H241V213H240ZM243 212H244V213H243ZM30 213H29V214H30ZM33 213H34V214H33ZM45 213H46V214H45ZM71 213L68 214V215L71 216V215H72ZM126 213H127V214H126ZM147 213H146V215H145V217H144L145 219L142 217V220H144V221L141 220L142 222L139 221V223L141 222V223H143V224L145 225V224L148 223L147 221H150L149 219L151 218L150 216H152V213H151V214L149 213V215H148ZM170 213H171V212H170ZM197 213H198V212H197ZM228 213H229V214H228ZM27 214H28V213H27ZM27 214H26V215H27ZM29 214L27 215V217H26L24 214H20V217H18V218L15 217V216H12V220H11V219L9 220V218H10V217H8L9 215L7 216L8 218L5 217V218L3 219L4 221H3L2 219H0V221H2V222H0V226H1V227H0V264H7V263H8V264H39V263L42 264L43 261H44L43 264H47V263L45 262V260L48 262V261H49L48 259H49L51 256H54V255L49 254V248L46 247L47 249L44 248V250L46 249V251H48V252L45 253V254H46V255L44 256L45 258L43 257L42 261H40L41 258H40V260H38V259H39V255H38V254H39V251H41V250H38V252H37L36 250H37V249H40V248H41L40 246L43 247V245H44L43 243H44L45 241H43V243H42L43 245H42V244L40 243L42 240H40V241L38 242V247H37V249H36V247H35V249H34L35 252H32V251H34V250H32V251L30 250L31 246L33 245V243L29 242V241L32 239V238H30V235L33 236L35 232L30 233V231H31L32 228H28V227L26 228V226L28 225V221H27L26 219H24V216H25V218H27V219L30 221L31 217H29V216H30L31 214H30V215H29ZM78 214H79V213H78ZM78 214H76V216H73V215H72V216L75 218V217L78 216ZM87 214L84 216V218L82 219V221L86 219L85 217H88L87 220H89V218H94V217L97 216L96 213L94 214V215H96V216H94V217H93V215H90L91 213H89L88 216H87ZM99 214H100V213H99ZM99 214H98V215H99ZM101 214H102V213H101ZM111 214H113V215H111ZM114 214H116V215H114ZM119 214H118V217L120 218ZM164 214H166V213H164ZM168 214H169V212H168ZM184 214H185V215H184ZM195 214H196V213H195ZM205 214H207V215H205ZM235 214H236V215H235ZM242 214H243V215H242ZM244 214H245V215H244ZM21 215H23L22 217H23L24 221L26 220L27 225L25 224L26 222H24L23 220H22L23 223L21 224L22 221L19 220V218H21ZM68 215H67V217H68ZM106 215H99L98 217L101 216V217H102V220H103V223H107L106 225H109L108 222L105 220V218L108 219V218H110V217H109V216L107 217ZM169 215H170V214H169ZM169 215H168V216H169ZM177 215L175 214V218H176V220L178 219V218L176 217ZM230 215H231V216H230ZM239 215H240V216H244V217H243V218H242V217H239ZM63 216H62V217H63ZM72 216H71V217H72ZM79 216H81V215H79ZM79 216H78V220H79L78 223L74 224V223H75L74 221L76 220V218H75V220L72 218V219L74 220V221H73L74 223L71 222V221L69 220L68 222H71L72 224H70V223L67 222V224H64V228H66L65 225H68L69 227H70V225H71V226L74 225V228H76L77 226H80V224L84 225V224L81 222V220L79 219ZM105 216H106V217H105ZM153 216H154V215H153ZM153 216H152V217H153ZM168 216H167V214H166V215L163 216L164 218H160V219H159L160 223L157 224V225L161 226V228L163 227L162 230H168V229H170L171 232L173 231V230H171V227L177 229L176 231H178V230H182L183 226L179 223L180 226H181L182 228L179 227V224L177 223L178 221H175V223H177V225H176L175 223H172V224H171L170 222H167L169 219H170L169 221H172V219H173V222H174V220H175L174 218H170V217H168ZM189 216H190V219H191L192 221H190L189 218H188V220H189L190 222H192V225L194 224L195 227H194V226H193V227H194V229H195L196 226H199V225L197 224L196 221H195V222H196V224H195L194 220H195L196 218L200 220V217L198 218V216L196 215V217L194 216L195 219H192V218H191V215H189ZM189 216H188V217H189ZM203 216H204V218H203ZM205 216H206V217H205ZM14 217H15L17 220H15ZM49 217H47V218H49ZM67 217H66V220H67ZM71 217H70V219H71ZM81 217H82V216H81ZM101 217H100V218H101ZM118 217H117V220L119 219ZM146 217H148L149 219L146 218ZM165 217H166V218H165ZM182 217H181V219H182ZM192 217H193V216H192ZM208 217H207V218H208ZM232 217L230 218V220L232 219ZM234 217H237V218H234ZM35 218L33 219V221L35 220ZM38 218H37V219H38ZM56 218H55V219H56ZM60 218H61V217H60ZM138 218H139V216H138ZM140 218H141V217H140ZM167 218H169V219H168L166 222H164L163 220H165V219H167ZM186 218H187V217H186ZM186 218H185V219H186ZM7 219H8L9 221H8ZM21 219H22V218H21ZM51 219H53V218L51 217ZM51 219L49 218L50 221H52ZM62 219H63V218H62ZM94 219H95V218H94ZM126 219H127V220H126ZM197 219H196V220H197ZM18 220L20 221L19 224L22 225V226H20V227H23V226H24L26 229H30V231H29V230L27 231V230L23 227V229L25 230V231H24L23 229H21L22 231H24V234H23L22 231L20 230V228L18 227V229L20 230V233H18L19 230L16 229V227H15V225L18 224V223H16ZM39 220H40V218H39ZM43 220H40V221H43ZM53 220H54V219H53ZM60 220H61V219H60ZM60 220H59V222H56L57 220H54V221H55L56 223H60V222L62 221V220H61V221H60ZM66 220L64 219V221H62V223L65 222ZM87 220H85V221H83V222L85 223ZM90 220H91L90 223H89V221H87L88 225H90L91 223H94V221H92V219H90ZM97 220H98V219H95V222H96ZM109 220H110V219H109ZM109 220H108V221H109ZM138 220H139V219H138ZM138 220H135V221H137L136 223H138ZM145 220H147V221H145ZM161 220H162V222H161ZM210 220L208 219V221H210ZM10 221H11V222L14 221V224L11 225L13 222L10 223ZM33 221L31 220L30 223L33 222ZM35 221H36V220H35ZM111 221H112V219H111L110 222H109V223L111 224V225H109V228L112 227V226H114V225H116V224H118V223H116V224L114 223V224L112 225V222H113V221H112V222H111ZM135 221H134V222H135ZM159 221H158V222H159ZM181 221H182V220H181ZM181 221H179V222H181ZM184 221H186V220H184ZM200 221H201V220H200ZM217 221H218V220H217ZM4 222H5V223H4ZM7 222L10 223L11 228L13 229L12 231L9 230V229H11V228H10L9 225H7V224H9V223H7ZM37 222H38V220L36 221V224H35L34 222H33V224H31L32 227H33V229L38 228V226L40 227L41 225H43V226H41L42 229H43V227H44L46 231H45L44 229H43V230H44L45 232H47L46 235H49V236H47V237L45 236V238H44L45 233L43 234V230H41V229L39 228L40 230L38 229V233L36 232V233H37L36 235H37V236L40 235V236L43 237V238H42V237H41V238L39 237L40 239H46V240L53 239L52 237L54 236V234L51 235V233H50V228H51V227H52V230H51V231H53L54 233H55L54 230H58V229H59V231H57V234H58V233L63 234V232H64L65 230H67V228H66V229H64L63 232H62L61 229H60V228H62V226H60L61 224H60V225L58 224V226H59L60 228L58 227L57 229H54V228H53V224H54L55 222L52 221L51 223H53V224L51 225V223L49 222L51 226H49V230L47 231L48 228L45 227L46 225L44 226L45 223L42 224L41 222H38L39 224H40V223H41V224L38 225V226L36 227V225L38 224ZM76 222H77V220H76ZM79 222H80V224H79ZM99 222H100V221H99ZM114 222H116V221H114ZM146 222H147V223H146ZM163 222H164V223H163ZM245 222H246V223H245ZM56 223H55V224H56ZM97 223H98V221H97ZM103 223H102V224H103ZM136 223H135V225H136L137 227L134 225L135 227L133 226V228H134V229L136 228V229L138 230V229H139L138 227H140V226H138V224H136ZM141 223H140V224H141ZM169 223H170V224H169ZM181 223H182V222H181ZM215 223H216V222H215ZM4 224H6V226H5ZM19 224H18V225H19ZM24 224H25V225H24ZM34 224H35V226H34ZM69 224H70V225H69ZM77 224H79V225H77ZM95 224H96V223H95ZM100 224H101V223H99V225H100ZM102 224H101V225H102ZM143 224H142V225H143ZM165 224H167V226H168V225H175V226H178V227L181 228V229H179V228H177V227H175V226H174V227H173V226H170V227L168 226V228H167ZM182 224H183V223H182ZM184 224H186V225L189 224V225H190L191 223H189V222L187 221V222L184 223ZM184 224H183V225H184ZM231 224H233L232 226H234V227L236 226V227H235V230L238 229L237 232H236V231H233L234 227H233V229H232V228L230 227ZM242 224H243V225H242ZM246 224H248V225H246ZM3 225H4V229H3ZM75 225H76V227H75ZM126 225H125V226H126ZM163 225H165V226H163ZM192 225H191V226H192ZM205 225H204V227H206ZM218 225H219V224H218ZM229 225H230V226H229ZM8 226H9V227H8ZM16 226H17V225H16ZM29 226H30V225H29ZM103 226H104V224H103ZM116 226H117V225H116ZM125 226H124V227H125ZM129 226L131 227V225H129ZM129 226H127V228H129ZM13 227H15V229H14ZM30 227H31V226H30ZM54 227H55V225H54ZM56 227H57V226H56ZM56 227H55V228H56ZM69 227H68V230H69V229H70V230L73 229V227H72V228H71V227L69 228ZM124 227H123V228H124ZM157 227H158V226H157ZM189 227H190V226H188V229H189ZM210 227H211V228H210ZM215 227L217 228L216 225H215ZM79 228H80V227H79ZM104 228H105V229H106V228L108 229V226H105ZM104 228H102V230H103ZM120 228H121V227H119L117 230L119 231ZM127 228H124L123 230H127ZM131 228H132V227H131ZM131 228H129L128 231H130ZM159 228H160V227H159ZM161 228H160V229H161ZM164 228H166V229H164ZM229 228H230V229H229ZM241 228H243V229H241ZM5 229H8V230H5ZM53 229H54V230H53ZM134 229L132 230V231L134 232V234H135V231H136V233L139 232V230L137 231V230L135 229V231H134ZM160 229H159V231H160ZM188 229H186V230L189 232ZM190 229H191L192 233L189 234V233H190V232H189V233H187V234H185V235H190V237H192V234H193V236H194V233H195L196 230H193L191 227H190ZM197 229H198V228H197ZM218 229H219V228H218ZM15 230H16V231H15ZM17 230H18V231H17ZM108 230H110V229H108ZM142 230H143V228H142ZM186 230H184V231H186ZM227 230H229V231L232 230L233 234H231V232L229 233ZM4 231H5V232H4ZM7 231L10 232V233H8ZM32 231H33V230H32ZM36 231H37V229H36ZM39 231H42V233H41V232L39 233ZM60 231H61L62 233H61ZM105 231H106V230H105ZM118 231H116V233H117ZM120 231H122V229H121ZM170 231H169V232H170ZM198 231H199V230H198ZM198 231H197V233H198ZM16 232H17L18 234H15ZM25 232L28 233V234L25 235ZM53 232H52V233H53ZM66 232H67V231H66ZM66 232H65V233H66ZM71 232H74V230H72ZM71 232H70V234H71ZM92 232H93V231H92ZM122 232H124V231H122ZM142 232H143V231H142ZM146 232H147V231L144 230V233H146ZM166 232H167V231H166ZM171 232H170V233H171ZM180 232L182 233V231H179V233L176 234L177 232L174 231V234H175V235H178V236L180 237V236H181V233H180ZM193 232H194V233H193ZM29 233H30V235H29ZM68 233H69V231H68ZM68 233H67V234H68ZM118 233H119V232H118ZM118 233H117V234H114L113 236H114V237L118 236ZM120 233H121V232H120ZM125 233H126V231L124 232V234H125ZM127 233H128V232H127ZM131 233H132V232H131ZM149 233H150V231H149ZM149 233L147 232V235H148ZM167 233H168V232H167ZM170 233H169V234H170ZM183 233H184V232H183ZM203 233H204V231H203ZM205 233H206V232H205ZM7 234H8V235H7ZM32 234H33V235H32ZM38 234H39V235H38ZM42 234H43V235H42ZM55 234H56V233H55ZM57 234L55 235V237L57 236ZM91 234H92V233H91ZM121 234H122V233H121ZM138 234H139V233H138ZM151 234H152V232H151ZM151 234H150V235H151ZM172 234H173V233H172ZM174 234H173V237H171L172 240H173V238H174V236H175ZM179 234H180V235H179ZM195 234H196V233H195ZM230 234H231V235H230ZM236 234H235V235H236ZM27 235L29 236V238H28V239H25ZM50 235H51V236H50ZM96 235H98V234H96ZM111 235H112V234H110L109 236L113 238V236H111ZM135 235H136V234H135ZM139 235H140V234H139ZM150 235H149V236H150ZM152 235H154V234H152ZM152 235H151V236H152ZM159 235H160V234L157 235L158 237H157L156 240H155V241H156V242H155V245H154L155 250H154V252L152 251L153 254H154V253H157V249H156V248H159L158 250H160L161 252H162V250H163V249L161 250V248H163V247L165 248V246H162L163 244H162V245H158V244H159L158 242L160 241L162 235L164 236V234H162L161 237H159ZM182 235H184V234H182ZM185 235H184V236H185ZM196 235H197V234H196ZM196 235H195V236H196ZM208 235H209V234H208ZM28 236H27V237H28ZM63 236H64V235H63ZM66 236H67V235H66ZM66 236H64V237H65L64 240H65V241H69V240H67L68 237H67V239H66ZM68 236H69V235H68ZM98 236H100V235H98ZM127 236H131L130 232H129V235L127 234ZM137 236H138V235H136L135 237H136V238H141V237H142V235H141L140 237H139V236L137 237ZM143 236H144V235H143ZM151 236H150V237H151ZM155 236H156V235H155ZM165 236H169L168 238L166 237V238L169 240L170 235H165ZM171 236H172V235H171ZM199 236H198V237H199ZM48 237H49V239H47ZM55 237H54V238H55ZM57 237H58L57 239L60 238L59 234H58ZM132 237H134L133 234H132ZM144 237H145V236H144ZM144 237L141 238L142 241H143V238H144ZM146 237H147V236H146ZM181 237H182V236H181ZM186 237H187V236H186ZM33 238H35L34 240H35V242H37L36 240H37L38 238H37V239H36V237H33ZM62 238H63V237H62ZM62 238H61V239H62ZM70 238H71V237H70ZM70 238H69V239H70ZM127 238H128V237H127ZM148 238H149V237H148ZM148 238H147V239H148ZM158 238H159V239H158ZM177 238H178V237H177ZM182 238H183V237H182ZM184 238H185V237H184ZM184 238H183V239H184ZM192 238H193V237H192ZM196 238H197V237H196ZM217 238H218V237H217ZM10 239H13V240H14V244H13V241L10 242ZM61 239H59V240H60V241H63V240H61ZM98 239H99V238H98ZM98 239H97V240H98ZM113 239L115 240V238H113ZM113 239H111V240H113ZM145 239H146V238H145ZM147 239H146V240H147ZM149 239H151V238H149ZM152 239H153V236H152ZM164 239H165V238H164ZM180 239H181V238H180ZM188 239H189V238H188ZM193 239H195V238H193ZM18 240H19V241H18ZM28 240H29V241H28ZM59 240H57V241H58V244H59ZM94 240H95V239H94ZM99 240H100V239H99ZM109 240H110V238H109ZM128 240H130V242H129ZM135 240H136V243H137L138 240H139L138 242H142L140 239H138V240L135 239ZM135 240H133V239L131 240V237H129L128 239H126V242H125L126 244H125V245H126L127 247H126V246H123L122 250H123L124 248H126V249H124V250H125L124 252H125V255L128 254V256H129L130 259H131L130 264H137V262H138V264H144L145 262H144V263L142 262L141 256H144V257L146 258V257H147L146 254L149 253V251H147V253H145V255H142V253L144 254V251H145V250H143V251H141V250H142L144 247H151L153 243H152V244L150 243L151 246H149V245L146 246V244H145V246L143 245V248L141 249V248H139V247H142V246H138V248H137L136 244H135V243L133 244V242H134ZM165 240H166V239H165ZM165 240H162V241H164V243H165ZM172 240L170 239V241H172ZM178 240H179V239H177V241H175V243H173V244H174V245H173L174 247L172 246L171 248H174V249L172 250L171 254L166 253V252H167L166 250H169V247L172 245V244H171L172 242L168 241L169 245H168L167 243L164 244V245H167V246H166L167 249H164L166 252H163L164 255H165V253H166V254H169L170 256L172 255L171 257H173L175 254L177 255V256L175 255V256L172 258V259L174 260V258L177 257V258H175V262L173 261V262H174L173 264H175L176 261H178V260H177L178 258L180 259V257H178L179 254H180V251L182 252V249L184 248V246H187V244L189 243V241H188V242L186 241V244H182V245H181V246H183V247H179V245H180L179 243H180V242L185 243V240H181V241L179 240L180 242H179ZM186 240H187V239H186ZM190 240H191V239H190ZM196 240H197V239H196ZM199 240H200V238L198 239V241H199ZM204 240H201V241L203 242V243H202L203 245L200 244L201 248H202V246H203V248H205V244H208V242L210 241V240H209L208 242L204 243V242H205ZM20 241H21V242H20ZM100 241H101V240H100ZM127 241H128V242H127ZM132 241H133V242H132ZM150 241H152V240H149L148 242H150ZM173 241H174V240H173ZM193 241L195 242V240H193ZM9 242H10V243H9ZM35 242H34V243H35ZM49 242H50V241H49ZM49 242H48V243H49ZM190 242H191V241H190ZM199 242H200V241H199ZM11 243H12V246H11ZM39 243H40V246H39ZM45 243H47V242H45ZM64 243H65V242H64ZM66 243H67V242H66ZM129 243H131L130 246L128 245ZM143 243H144V242H143ZM195 243H198V242H195ZM200 243H201V242H200ZM15 244H16V245H15ZM18 244H19V245L21 244V245L18 247V246H17ZM28 244L31 245V246L29 247ZM35 244H36V243H35ZM97 244H98V242H97ZM156 244H157L158 246H156ZM178 244H179V245H178ZM36 245H37V244H36ZM47 245H48V244H47ZM61 245H62V244H61V242H60V246H61ZM65 245H66V244H65ZM65 245L63 244V246H65ZM95 245H96V244H95ZM132 245H135V247L132 246ZM137 245H141V244L139 243V244H137ZM188 245H189V247L191 248V250H190V248H189V250H190V251H194V249L192 250L193 245H192V244L190 245V243H189ZM208 245H211V243L208 244ZM9 246H10V247H9ZM16 246H17L19 249H18ZM21 246H23V247H21ZM48 246H49V245H48ZM57 246H58V245H57ZM57 246H56V247H57ZM60 246H59L58 248H56V251H57L58 249H60ZM68 246H69V244H67V247H68ZM97 246H98V245H97ZM97 246H96V247H97ZM155 246H156V247H155ZM160 246H161V247H160ZM196 246H197V248L199 249V251H201V250L203 249V248H202V249L200 250V247H198V246H199L198 244H197ZM196 246H195V247H196ZM213 246H212V245L209 246V247L206 246L207 249H206V248H205V249L208 250V251H210L211 247H212V249H213ZM11 247H13V248H11ZM44 247H45V246H44ZM61 247H62V246H61ZM133 247H134V248H133ZM187 247H188V246H187ZM195 247H194V248H195ZM7 248H8V249H7ZM10 248H11V250L13 249V251H9ZM16 248H17V249H16ZM62 248H63V247H62ZM62 248H61V249H62ZM65 248H66V247H65ZM65 248L62 249L64 253H63L62 250H61L60 252H58V253H60V254L55 253V255L58 254V255L60 256V255H62V253H63V255L65 254L66 256L69 255V254L65 253V251H64ZM135 248H136V250H137V249H141V250H140V251L142 252V253H140L141 255L138 253V252H140V251L137 250L138 252H136ZM152 248H153V247H152ZM180 248H182V249L180 250ZM197 248H196V250H195L194 252H191V253H192V254H193V253H194V254H197V253H195V252H197ZM208 248H210V249H208ZM42 249H43V248H42ZM133 249H134V253H131V255H129V254H130V251L133 252ZM144 249H145V248H144ZM175 249H176V250H175ZM184 249H185V248H184ZM184 249H183V253H184ZM187 249H188V248H187ZM187 249L185 250V252L187 251ZM212 249H211V254H212V255L209 253V254H208V255H209V258L207 259V260H209V259L211 260V261H209V262H210L209 264H211V262H213V261H215V260H217V261L220 260V259H217V258L215 257V254H214V257H215V258L213 257V253H215L216 250H214V249L212 250ZM17 250H18V252H17ZM19 250H20V251H19ZM44 250L41 251L42 254H43ZM71 250H72V248H71ZM73 250H74V249H73ZM127 250H128L129 253L126 252ZM146 250H150V248H148V249H146ZM152 250H153V249H152ZM164 250H163V251H164ZM174 250H175V252H173ZM178 250H179V252H177ZM203 250H204V249H203ZM14 251L17 252V254L19 253V255L16 256ZM27 251H28V252H27ZM56 251H55V252H56ZM58 251H59V250H58ZM108 251H109V250H108ZM155 251H156V252H155ZM160 251H159V254H161ZM169 251H171V249H170ZM169 251H168V252H169ZM204 251H205V250H204ZM10 252H14V254H12V253H10ZM73 252H74V251H73ZM124 252H123V253H124ZM145 252H146V251H145ZM152 252L150 251V254H151ZM188 252H189V251H188ZM188 252L185 253V255H184V254H182V255L180 254V256L182 257V256L184 255V257H185L186 254H189V255H190V253H188ZM201 252H203V251H201ZM212 252H213V253H212ZM247 252H248V251H247ZM20 253H21V254H20ZM34 253L37 254V255H35ZM50 253H51V252H50ZM107 253H108V252H107ZM109 253H110V252H109ZM121 253H122V251H120V255H121ZM137 253L139 254V256H137V255H138ZM163 253H162V255H163ZM31 254H32V255H31ZM33 254H34L35 256H33ZM47 254L50 255L49 258H47V256H48ZM159 254L157 253V254H154V255H155V256L157 255V257H159ZM12 255H13L14 257H16L17 260L14 259V258L12 257ZM40 255H41V254H40ZM43 255H44V254H43ZM43 255H41V256H43ZM123 255H124V254H123ZM154 255H153V256H154ZM169 255H166V257H168ZM189 255H188V259L190 258ZM19 256H20V257H19ZM23 256H24V257H23ZM41 256H40V257H41ZM118 256H119V255H118ZM131 256H132V257H131ZM148 256H149V254H148ZM150 256H151V255H150ZM150 256H149V258H151ZM155 256H154V257H155ZM191 256H192V255H191ZM194 256H195V255H194ZM197 256H198V257H197ZM197 256L195 257L196 260H197L198 258H201V259H202L201 254L199 255V253H198ZM199 256H200V257H199ZM17 257H19V258H17ZM37 257H38V258H37ZM67 257H68V256H67ZM121 257H122V256H121ZM129 257H126V256H125L127 262H128V258H129ZM133 257H134V258H133ZM138 257H139L140 259H137ZM144 257H142V258H144ZM157 257H155L156 260H155L153 257H152V258L155 260L156 263H160V262H157ZM160 257H161V256H160ZM166 257L163 256V257H161L160 259H162V258L165 259ZM184 257H182L181 259L184 260V259H183ZM186 257H187V256H186ZM186 257H185V258H186ZM53 258H54V257H53ZM53 258L51 257L50 260L52 261ZM55 258H56V256H55ZM58 258H59V257H58ZM58 258H56V259H58ZM81 258H82V257H81ZM119 258H120V257H119ZM123 258H124V256H123ZM145 258H144V260H145ZM149 258H148V260H146V261H150ZM152 258H151V260H152ZM169 258H170V257H169ZM169 258H168V259H169ZM191 258H192V257H191ZM191 258H190V259H191ZM195 258H193V259H191V260L193 261V260H195ZM10 259H12V262H13V263H11V260H10ZM44 259H45V260H44ZM56 259L53 260L52 263H51V262H48V263H49V264H53L54 261L57 262L60 258H59L58 260H56ZM64 259H65V257H64ZM134 259H135V260H138V261H137V262H134V261H135ZM146 259H147V258H146ZM160 259L158 258V261H161V262H162V260H160ZM166 259H167V258H166ZM166 259H165V261H168V259H167V260H166ZM170 259H171V258H170ZM172 259H171V260H172ZM181 259H180V260H181ZM186 259H187V258H186ZM188 259H187V260H188ZM190 259H189V260H190ZM35 260H37L38 263H35V262H37V261H35ZM66 260H67V259H65V261H66ZM116 260L119 261V263L123 261L122 258H121V261H120L119 259H117V258H116ZM154 260H152V261H154ZM187 260H186V261H187ZM196 260H195V262H196ZM199 260H200V259H199ZM199 260H198V262L195 263V264H199V262H200L201 264H202L203 262H204L203 264H206L205 261H207V260H203V262H201V261H199ZM39 261H40V262H39ZM60 261H61V264H62L63 259L60 260ZM65 261H63V262H65ZM81 261H82V260H81ZM152 261H151V262H152ZM165 261L163 262V264L167 263V262H165ZM184 261H185V260H184ZM184 261H183V262H184ZM186 261H185L184 263H182V264H185ZM220 261H221V260H220ZM9 262H10V263H9ZM41 262H42V263H41ZM132 262H134V263H132ZM140 262H142V263H140ZM171 262H172V261H171ZM171 262H170V264H171ZM181 262H182V261H181ZM181 262L179 261L180 264H181ZM207 262H208V261H207ZM57 263L60 264V262H57ZM57 263H54V264H57ZM123 263H126V262L123 261ZM123 263H122V264H123ZM147 263L149 264V262H147ZM177 263H178V262H177ZM177 263H176V264H177ZM215 263H217V262H213V264H215ZM218 263H219V262H218ZM218 263H217V264H218ZM222 263H223V261H222ZM225 263H226V262H224V264H225ZM64 264H66V262H65ZM72 264H73V263H72ZM80 264H82V262H80ZM114 264H115V263H114ZM116 264H118V262H116ZM120 264H121V263H120ZM127 264H129V262H128ZM150 264H155V263L153 262V263H150ZM160 264H162V263H160ZM168 264H169V263H168ZM187 264H188V262H187ZM189 264H190V262H189ZM191 264H194V262H192Z\"/></svg>",
    "mask_w": 264,
    "mask_h": 264
}]
</instances>
